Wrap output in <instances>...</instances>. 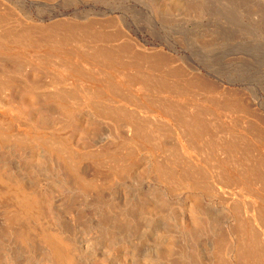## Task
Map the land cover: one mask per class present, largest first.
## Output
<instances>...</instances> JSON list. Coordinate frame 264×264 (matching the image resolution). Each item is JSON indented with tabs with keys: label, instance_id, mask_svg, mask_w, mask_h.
<instances>
[{
	"label": "bare ground",
	"instance_id": "bare-ground-1",
	"mask_svg": "<svg viewBox=\"0 0 264 264\" xmlns=\"http://www.w3.org/2000/svg\"><path fill=\"white\" fill-rule=\"evenodd\" d=\"M165 1V0H164ZM164 1L163 0H161L160 2H163L162 4H164ZM168 1V0H167ZM157 2V1H156ZM155 2V3H156ZM159 1H158V3H160ZM153 3V2H152ZM168 3V2H167ZM173 3V2H172ZM169 4V3H168ZM168 4H166V6L168 5ZM153 5V4H152ZM159 5V4H158ZM157 5V6H158ZM161 5V4H160ZM171 6H172V4H170ZM169 5V6H170ZM176 5V4H175ZM188 5V4H187ZM194 5V4H193ZM154 6V7H156V8H158V7H160L162 10L164 9V11L166 12V10L168 11V7L169 6H167V8H166V10H165V8H164V6L162 5V6ZM170 6V8H169V11H171L170 9H175V6H174V8H173V6L171 7ZM195 6V5H194ZM1 7V6H0ZM195 8V7H194ZM156 10V9H155ZM160 9H158V11H159ZM161 10V11H162ZM197 10V9H196ZM161 11H159L160 13H161ZM168 11V12H169ZM173 11V10H172ZM171 11V12H172ZM198 11V10H197ZM171 12H169V13H167V14H170ZM157 14V13H156ZM163 14H164V12H163ZM162 14V15H163ZM172 14V13H171ZM182 15V14H181ZM171 16V15H170ZM177 16V15H176ZM4 16L3 15H0V18H2V22H3V20L4 21H8V19L5 17V19L3 18ZM7 19V20H6ZM1 20V19H0ZM1 22V21H0ZM9 22V21H8ZM10 25V24H9ZM11 25H13V24H11ZM10 25V26H11ZM86 26H88L87 24H85ZM8 26V25H7ZM33 26V25H32ZM65 26V25H64ZM71 25H69V27H70ZM94 26V25H93ZM92 25L91 26H89V28L88 29H90V28H92L93 27ZM1 28L0 29H3V28H5L6 29V26H0ZM12 27V26H11ZM68 27V26H67ZM75 27H76V25L74 26L73 25V27H71L70 29L71 30H73L72 32H74V30L75 31H77L76 33L78 34H81V32H83V34L82 35H75V32H74V36L73 37H71L70 38V36H72V34L69 36V38L68 37H65V36H67V35H69V34H67V33H65V32H67V29L64 31L63 30V32H62V30L60 31V32H58V33H60V34H54V35H52L53 33H52V31H50V35L49 36H45V35H47L48 34V32H49V30H48V32H47V34H45L46 32H44L43 30H42V32L40 31L39 33H40V39L38 38V40H41V38H42V42L43 43H45V42H47V41H49L50 40V42H52V44H50L49 42V45H48V43H45V45L47 44L48 45V47L50 46V45H54V47L53 46H51V47H53L52 49H53V53H54V51L55 50H57L58 51V49H56V48H59V50L61 51L60 53H58L59 54V56H57L56 54H55V56L56 57H58L59 58V64L58 63H56V60L55 61H53V62H55L56 63V67H57V64H58V67H57V69H58V72L56 71V73L55 74H59V77H57V75H56V77H54V75L55 74H53L52 73V75H50L51 74V71L53 70V72H55L54 71V69L56 68H54L53 66L51 67L50 65H48L49 67H51V71L49 72L48 70V76L50 77V76H53V77H51L52 79L54 78H56V79H59V82H58V85L60 84V83H62V82H64V80L66 79V77H68V75L71 73V72H74V71H76V70H78L79 68V66L80 65H78V64H81V63H79L78 61H80V59L82 60V55L84 56V57H86L85 56V53H87V57L86 58H89V60L91 59V62H94L95 61V63H96V61H97V63L100 65V64H105V65H107L106 67H107V70L108 71H111L112 73L114 72V70H115V68L112 66V63H114V65L117 67H119V69L121 70L122 68L124 69V67H121L120 68V66H123V65H128L127 64V62L129 63V61H126V64H124L125 63V61L123 60L124 59V57H126L125 58V60H131V59H127V57L129 56V54H131L132 52H129V54H128V56H126L127 54H125L126 52H124V51H122L123 52V55H121L120 54V59H121V56H123L122 58L123 59H121V61L123 60V62L124 63H120L119 64V62L116 64V61H117V59H119V58H117V57H115V55L118 53L117 51H120L121 52V49H124V48H126L127 49V52H128V46L127 45H121L120 46V48H119V50H117V48H118V46H119V44H118V46H117V48L116 47H112L113 49H115L116 48V51H115V54L113 55V50L111 51V52H109V51H107L106 50V46H107V44H106V42L108 43L109 42V40H112V38L110 39L108 36V38H106V42H105V39H104V42H105V47H103V50L100 48V46H104V44L102 45L101 43H99L100 45H97L98 43L96 42L97 40H98V42H99V40L102 38V36H100L99 37V33H101L100 31H98L97 29L96 30H94V33H95V31H97L98 32V37H99V39H96L95 38V35H97V34H95L94 35V37H93V35L92 36H90L91 34H93L92 33V29H90V30H92L91 32H89V30L88 29H86L85 27V29L89 32H84V31H79L78 32V29L80 28V27H83V25H81L77 30L75 29ZM96 27V26H95ZM94 27V28H95ZM38 28V27H37ZM84 28H82L83 30H84ZM99 28V27H98ZM20 29V28H19ZM34 29V28H33ZM32 29V30H33ZM36 29V28H35ZM4 30V29H3ZM7 30V33L9 32V30H11V29H9L8 30V28L6 29ZM39 30V29H38ZM51 30V29H50ZM12 31L14 32V30H11V36H12ZM35 31V30H34ZM34 31H33V33H34ZM46 31V30H45ZM57 31H59V30H57ZM4 31H2V33H3ZM23 32H25L26 34L28 33V31H23ZM36 32L37 31H35V34H36ZM68 32H69V30H68ZM96 32V33H97ZM6 33V31L4 32V34ZM15 33V32H14ZM23 34L24 36L22 37V38H19V40L20 41H22V42H19L17 39H15V38H13L14 36H15V34L12 36V38L14 39H11V36L9 35V37H10V44H7L6 43V41L8 40L9 41V39H7L6 40V38H5V35L3 36L2 34H0V37L2 38L3 37V40L5 41V43H3L4 41H0V76H1V80L0 81H2V78L4 79V82H3V84L1 83L0 85H2L0 88H1V91H0V116L2 117V116H5L6 114H7V112H9V114L11 115V117H19V119L21 118L25 123L24 124H28L27 126H29L30 128H32V130L33 131H37L39 128L41 129H45V131H46V127H47V130L49 129L48 127H55V126H57V127H60L61 125H66L65 127H63L62 128V131L63 130H66V129H68L69 130V133L68 134H70V138H69V140H68V138L67 137H65L67 134V130L65 131V133L63 132V134L65 135H63L64 137H65V139H63L64 137L62 136H60L59 135V133L61 132L62 133V131H58V128L57 129H55L54 131L52 130V129H50L51 131H53V132H59L58 133V135H59V137H57V139L59 138V139H62L63 141H64V143L66 142V140H68L66 143L68 144V142L70 143V145H71V148H69V152H68V150H66L67 149V147L66 146H68V145H66V146H64V145H60L58 142H59V139H58V141L56 140L55 142V144H59L62 148H64L65 150H61V148L59 149L58 147H59V145H58V147H57V145H56V147H55V144L52 142L51 143V145L53 146V148H49L50 146H48V148L45 146H43V144L45 143V142H43V144L41 145V143L39 144L38 142H36V143H38V144H34V142L33 141H31V140H33L34 138H32V137H30L29 136V138H32V139H30L29 140V138L27 137V139H28V142L25 140V141H23L25 144H21L22 142L21 141H19V142H17V144L18 145H16V142H15V145H14V143H12V142H10V143H12L11 145L9 144V142H5V141H3L2 139L0 140V141H2V142H4V143H8V144H2V142H0V173L2 174V175H5L3 178L4 179H6L7 181H8V183H7V185L9 186V187H12V191L11 190H7L8 192H11V194L13 193V196L11 197L10 196V194L8 193V192H6L5 191V193L8 195V196H10V201H11V198H13V201H11V202H9L8 201V199L9 198H7V197H5L4 195H5V193H4V191H3V200L5 201L6 199H7V201H5L6 202V207H2V203H4V201L2 202V201H0L1 202V207L2 208H5V210L4 211H2L3 213H1L0 214V264H218V263H220V262H218V259H219V254H221L220 252H221V250H220V246L222 245H220V242H222L221 241V239H222V237L225 235L226 236V233H229V234H236V233H234L233 232V229L235 230L236 229V225L238 224L237 222H235L233 219V221L235 222V225L232 223V228H231V225H230V217H229V213L227 214V212H226V210L225 209H217V207H215L212 203H210V202H207V201H205L204 199H203V197L202 196H200V195H197V194H192L191 196H184V197H182V196H177V197H175V196H173V195H175V193L172 195V193L173 192H175V190H176V188L178 187V186H180V185H177L176 184V182H174V178H175V174H173L172 172H171V170L173 169V167H178V163L176 162L177 160V157H178V159H179V157H180V159L181 158H183V156H186V158L185 159H187L188 157H187V155L184 153V155H182V151L179 149L180 148V146H179V152H181V156L179 155H177V157L176 156H174V158L171 156L172 155V153L171 154H169L170 155V157H172L173 159H172V161H174V159H175V162L178 164V165H176L175 166V164L174 163H170V160L171 159H169V156H166L165 158H164V156L165 155H167V154H162V156H158L159 158H160V160H162V158H164V160L165 161H167V157H168V160L169 161H167L168 162V164L167 163H165V161H164V163H165V165L163 166V168H161L162 167V165L164 164V163H161V166H160V164H153V163H157V161L159 160V158L158 157H156L157 159H154V161L155 162H152L151 161V159H148V157H152V156H148V157H145V155L143 156L142 154H140L141 152H144L146 149L144 148L143 150L144 151H140V150H142V148H143V146L144 145H142V148H141V144L140 145H138V143L137 142H135V146L134 145H132L131 147H132V149H133V151L134 152H137V155H136V157H133V158H131V155L133 156H135V154H133L134 152L132 151V150H130L129 148H128V146H130L129 145V142L133 139V138H136L137 136L138 137H140V138H137V140L139 139H142L143 140V138L144 137H147L146 139H147V143L149 144V142L150 143H153L152 141H156L157 140V144H156V142H155V144L156 145H160V143L159 142H161L160 140H163L162 139V135L161 136H159L158 134H160V132H158V131H156V132H158L156 135H158L159 136V138H160V140L157 138H155V133L156 132H154L155 130H156V128H152L151 126L152 125H154V124H152V125H150L148 128L146 127V126H148V125H146L144 122H143V124H139L140 126H142L143 125V128L144 127H146V128H144V129H147V130H149L148 132H150V128H151V130H152V132H151V134L152 133H154V135H152V136H154V138H152L151 137V135H150V137L152 138V140H151V138H150V140H149V142H148V138H149V135L148 134H146L145 132H144V130H142V129H140V127L137 129L136 128V124H134V127L136 128H134L133 127V124H131L130 123V121L132 122V121H134L133 120V118L130 120V117H128V115H132V113H133V111L132 110H130V111H132V112H129V113H131V114H127L128 112L127 111H129V110H127L126 111V108L124 107L123 108V110H122V107L123 106H121V110L119 111V110H116L117 112L119 111V112H121L120 114H123V113H125L126 112V114H127V117L129 118V120H125V119H128V118H125L124 119V117H123V119H124V121L125 122H123V120H120V121H122L123 123H120L119 122V116L121 117L122 115H117V116H114V112H115V109H113L114 108V106H113V108H111L110 109V107L108 106V105H106V106H104L103 104L104 103H102V104H100L101 103V101L104 99V97L106 96L107 97V100L109 99V97H108V95H104V94H102L103 92H101L100 90V88H99V86H100V84L97 82V81H100V79H98L97 81H95V78H92L91 79V77H88V76H86V74H85V76L83 77V72L85 73H87L88 72V70H91L90 72H92L93 70L91 69V67H88V66H93L92 64H90V63H88V61H87V63L85 64H83L84 66L86 65L87 66V64H90V65H88L86 68L84 67V66H82L84 69L82 70L83 72H79V70L77 71V73L79 72V74H78V76H80V74H82L81 75V78H90L91 79V81H93L95 84H96V89H97V91H95V89L94 90H92L90 87L92 86H89L88 85V88H86L85 87V89H90V91H91V95H90V97H92L93 99H94V101H92L91 103H93V102H95L96 104H92L91 105V103H89V104H86V105H84V107H86L85 108V110H81L80 111V105L78 106V107H80L79 108V110H77L76 108H77V105L75 104L76 102L74 101L75 99L74 98H76V95L75 94H77V93H75V94H72L73 92H76V91H74V87H72L73 89H71V87H70V89L72 90H70L68 87L66 88L67 90H65V89H63V88H65V87H62V90L61 91H63V92H68V90H70L69 92H72V93H70V95H71V97H72V95L74 96V97H72L71 99H74L73 101H74V104H73V102H72V100H69L70 99V97H69V99H68V94L69 93H65V95H67V96H65V97H67V99L70 101H68L67 103H66V100H62L63 98H65V97H63L62 95H61V93H59L60 92V90H59V92H57V93H55L54 95L53 94H50V96L49 95H47V96H49V97H47V96H45L46 94H47V92L49 91V90H51V89H49L47 92L46 91H44L46 94L44 95L45 96V100L43 101V99L40 97L41 95H39L40 94V92H39V94L37 93H35L36 95H37V97H36V95L32 92V85L34 84V82H36L37 80H39L38 78H41V76H43V75H46L47 73H45V71L46 70H44V72L42 71V69H44V68H42L41 69V67H40V65L39 64H41L40 63V61H38V60H41L40 59V57L41 56H37L39 53H37V52H39L40 51V49L41 50H44V46L45 45H43L42 44V42L40 41H38L37 39H34V37L36 38V36L38 35V32H37V34L34 36L33 35V33H31L30 31H29V34H32V35H28V36H30V37H33V39L31 40V38H30V40H31V43H32V45H33V41L34 40H36L37 41V44L34 42V44H36V46H37V48H38V51L36 50V49H34V47H36V46H32V47H30L31 45H29V47H30V50H31V48H32V51H30L29 49V51L30 52H32L29 56H30V58L27 56V54H29L28 52V50H26L27 48H29V47H27L28 46V42H30V41H28L29 39H24V38H26L27 37V35L26 34ZM42 33H43V35H44V37H42ZM52 33V34H51ZM65 35V34H67V35H63V34ZM71 33V32H70ZM85 33V34H84ZM88 33V34H87ZM91 33V34H90ZM18 34H22V31L21 32H19ZM102 34V33H101ZM8 35H6V36H8ZM108 35V34H107ZM113 35H114V33H113ZM117 35V34H116ZM26 36V37H25ZM39 36H37V37H39ZM90 36V37H89ZM104 36V35H103ZM8 37V38H9ZM17 37H20V35H18V36H16V38ZM50 39H49V38ZM114 37H115V35H114ZM118 37V36H117ZM0 38V39H1ZM27 38H29V37H27ZM43 38L45 39V40H47V41H44L43 40ZM47 38V39H46ZM86 38V39H85ZM87 38H88V40H94L93 42H96V43H94L93 44V42L91 41H89L91 44H93V45H95L96 44V48L94 47L93 48V46H92V48L93 49H91V48H89V47H91V46H86L87 44H85L84 45V42L87 40ZM116 38V37H115ZM131 38V37H130ZM114 39V38H113ZM2 40V39H1ZM11 40H12V42L14 41V43H17V45L19 44V46H17L16 44H12V42H11ZM17 42H16V41ZM83 40H85L84 42H83ZM87 40V41H88ZM7 41V42H8ZM116 41V40H115ZM83 44H82V43ZM101 42H102V39H101ZM114 42V41H113ZM26 44L27 46H25L24 44ZM40 45H43V46H40V49H39V44ZM81 45H80V44ZM85 43H87V42H85ZM89 43V44H90ZM136 43V42H135ZM30 44V43H29ZM88 44V45H89ZM90 44V45H91ZM110 44V43H109ZM122 44V43H121ZM129 44V43H128ZM46 45V46H47ZM78 45H80V46H85V48H82L83 50L81 51L79 48H78ZM16 46V47H15ZM60 46V47H59ZM111 46V45H110ZM109 46V47H110ZM114 46V45H113ZM116 46V45H115ZM126 46V47H125ZM25 47H27V48H25ZM47 47V48H48ZM56 47V48H55ZM75 47H77V48H75ZM88 47V48H87ZM99 47V49H101L100 51H99V49H97ZM108 47V46H107ZM107 48V49H112L111 47L110 48ZM55 48V49H54ZM72 48L74 49L75 48V50H78V53H83V51H84V49H88V52L86 51L84 54H82L81 56L78 54V53H76L75 51H72ZM34 49V50H33ZM49 49V50H48ZM47 49V51H51L52 52V50H50V47ZM126 49H124L125 51H126ZM130 50L132 49L131 48V45H130V48H129ZM81 52H80V51ZM91 50V51H90ZM133 50V49H132ZM131 50V51H132ZM28 51V52H27ZM33 51H35L36 53H33ZM43 52H45V50L43 51ZM49 52H45L46 54H49ZM59 52V51H58ZM119 52V53H120ZM56 53V52H55ZM119 53H118V56H119ZM140 53V52H139ZM146 53V52H145ZM144 53V54H145ZM33 54V56H34V59L32 60L31 58L33 57V56H31ZM44 54V53H43ZM42 53H41V55H43ZM52 54V53H51ZM156 54L157 53H155V56H156ZM35 55L39 58L38 60L36 59L37 57H35ZM40 55V54H39ZM54 54H52V57H54L53 56ZM125 55V56H124ZM133 55H136V54H133ZM133 55H130V56H132L133 57ZM149 55H151V54H149ZM148 55V56H149ZM44 56L46 57V55H43L41 58H44ZM89 56V57H88ZM129 56V57H130ZM137 57H139L138 55H136ZM136 56H134V57H136ZM145 55H142V57L144 58V60H145V57H144ZM148 56H147V58H148ZM152 56V55H151ZM150 56V57H151ZM47 57H49V59L52 61V57H51V55H48ZM51 57V58H50ZM55 57V58H56ZM131 57V58H132ZM142 57H140V58H142ZM153 57V56H152ZM159 57H161V56H159ZM55 58H53V60L55 59ZM140 58H138V59H140ZM142 58V59H143ZM155 58V57H154ZM157 58V57H156ZM168 58V57H167ZM46 59V58H45ZM85 59V58H84ZM133 59V58H132ZM136 59V58H135ZM138 59H136V62H138V63H140L139 62V60ZM166 59V58H165ZM170 59V58H169ZM168 59V60H169ZM37 62V64H35L36 62ZM43 60V59H42ZM46 60H48V58L46 59ZM46 60H43V63H44V61L46 62L45 64H43V65H45V66H47V64H48V62H51L50 60L49 61H46ZM87 60V59H86ZM86 60H84L85 62H86ZM94 60V61H93ZM138 60V61H137ZM144 60H142L143 61V63L146 61L147 63H145V66H146V68H147V66H149L150 65V67H149V70H150V68L152 69L153 68V70L152 71H154V66H157V65H159V64H161V63H159V62H156L155 60V63L152 61V63L150 64L148 61H147V59L144 61ZM159 60H160V58H159ZM173 60V59H172ZM171 60V61H172ZM33 61L35 62V63H33ZM84 61H82V62H84ZM99 61V62H98ZM115 61V62H114ZM140 61H141V59H140ZM142 61H141V67L143 68V69H146V68H144V66H143V64H142ZM150 61V62H151ZM157 61H158V58H157ZM165 61L166 60H164L163 62L165 63ZM173 61H176L175 59L173 60ZM42 62V61H41ZM132 62V63H131ZM134 63V61H130V63L131 64H133L134 63V65L136 66L137 65V63ZM167 62V61H166ZM169 62V61H168ZM149 63V64H148ZM49 64H52V63H49ZM54 64V63H53ZM119 64V65H118ZM147 64V65H146ZM154 65L153 67L151 66V65ZM168 66H167V65ZM82 65V64H81ZM105 65L103 66L104 67V69L106 68L105 67ZM109 65H111V66H109ZM130 65V64H129ZM134 65H133V68L135 69L136 67H134ZM140 65V64H139ZM139 65H137V66H139ZM162 65H166L167 66V68L165 67L164 69H165V72L167 71V73L169 72H174V69L175 68H173V70L171 69V70H169L168 69V67H169V64L168 63H165V64H161L159 67L157 66L156 68H160V69H156L155 68V70H157V71H154V72H158V73H156L155 75H158L159 73V75H163L164 73H162V72H164L163 70L164 69H162L161 70V68L162 67H164V66H162ZM41 66H42V64H41ZM55 66V65H54ZM95 66V65H94ZM130 66H132V65H130ZM130 66H127V68H129ZM162 66V67H161ZM82 67H80V68H82ZM102 67V66H101ZM102 67V68H103ZM117 67V68H118ZM141 67H139V70H142V69H140ZM90 68V69H89ZM125 68H126V66H125ZM132 68V67H131ZM130 68V69H131ZM132 68V69H133ZM180 68V67H179ZM122 69V70H123ZM138 69V68H137ZM167 69V70H166ZM80 70V71H81ZM84 70H87V71H84ZM98 70V69H97ZM97 70H95V72L97 71ZM118 70V69H117ZM117 70H115V73L116 72H118V73H116V74H118V75H120V73H121V71L119 72V71H117ZM125 70V69H124ZM124 70H123V72H124ZM129 70V69H128ZM147 70H148V68H147ZM146 71V70H144L145 71V73H144V71H143V73H142V71H141V73L143 74L142 76L143 77H140L141 75H140V73H138L139 71H136L137 73L136 74H138V75H140V76H138V75H134V78H135V76H138V77H140V79H142V78H144V77H146L145 76V74H147L146 72H148V76L150 75V73H151V71ZM159 70H161L162 72H159ZM104 72V71H102V70H98V72L97 73H95L94 71H93V73H89L91 76H94L95 75V77H100V76H96V74H100L101 72ZM125 71H127V69L125 70ZM135 71V70H134ZM134 71H132V72H134ZM178 71H180V70H178ZM183 71V70H182ZM128 72V71H127ZM131 72V73H132ZM150 72V73H149ZM172 72V73H173ZM175 72H176V70H175ZM174 72V73H175ZM39 73H44L43 75H40ZM77 73H74V74H77ZM87 73V74H88ZM105 73V72H104ZM106 73H109V72H107L106 71ZM105 73V75L106 76H110V75H108V74H106ZM125 73V74H124ZM124 73H122L123 74V76H124V79H125V75H127V74H129V72L128 73H126V72H124ZM131 73H130V76L129 75H127V77L129 76V78L128 79H132L131 77L133 76V73H132V75H131ZM168 73V74H169ZM171 73V74H172ZM177 73V75L175 76V77H173V75H175V74H173L171 77L172 78H175V79H177L178 78V72H176ZM187 73V72H186ZM185 73V74H186ZM94 74V75H93ZM98 74V75H99ZM102 74L103 73H101L100 75L102 76ZM134 74H135V72H134ZM170 74V75H171ZM40 77H39V76ZM105 75H103V76H105ZM117 75V76H118ZM154 75V74H153ZM154 75V76H155ZM165 75V74H164ZM167 75V74H166ZM183 75V74H182ZM37 76H38V78H37ZM123 76L121 75L120 76V78H121V80L120 81H126V80H124L123 79ZM151 76H152V73H151ZM180 76V75H179ZM185 76V75H184ZM44 77V76H43ZM46 77V76H45ZM70 77V76H69ZM126 77V78H127ZM150 77V76H149ZM165 77H169V76H165ZM70 78H73V77H70ZM84 79V80H87V79ZM101 78V77H100ZM119 78V79H120ZM133 78V79H134ZM152 78V77H151ZM150 78V79H151ZM155 78H157L156 76L154 77V79L152 78V80L154 81L155 80ZM159 78V79H158ZM158 80H159V82H160V77L158 76ZM170 78V77H169ZM37 79V80H36ZM47 79V78H46ZM51 79V80H52ZM55 79V80H56ZM73 79H75V78H73ZM77 79V78H76ZM102 79H104V81L102 82L104 85H102L101 84V86H103L104 88L107 86H109V82L107 81V80H105L106 78L105 77H102L101 78V81H102ZM108 79V78H107ZM114 78H112L111 77V79H110V77H109V81H111V82H115L116 83V81H112ZM119 79H117L118 81H119ZM127 79V81H129L130 82V80H128ZM133 79H132V82H135L136 81V84H134L133 83V85L136 87V85H137V87H136V89L139 87H141V83H143V81L144 80H141V82H140V80H137V78L136 79H134V81H133ZM139 79V78H138ZM145 79V78H144ZM162 79V78H161ZM179 79V78H178ZM42 80V79H41ZM61 80V81H60ZM151 80V81H152ZM158 80L157 81H155V82H157V84L155 83H152L150 80H149V78L147 79V84L146 85H150V84H152V85H155L156 87L158 86V84L160 85V84H162V83H164L165 81H166V79H164V81H162L161 80V82L162 83H159L158 82ZM168 80V79H167ZM189 80V79H188ZM193 80H194V78H193ZM43 81H44V79H43ZM48 81V80H47ZM45 82V85H47L48 83H49V81L48 82ZM54 81V80H53ZM66 82H69V81H71V80H65ZM87 81H90L89 79L87 80ZM100 81V82H101ZM127 81H126V83H127ZM139 81V82H138ZM146 81V80H145ZM144 81V82H145ZM148 81H150V82H148ZM174 82L176 81V82H179V81H181V79L179 80V81H177V80H173ZM183 81H184V79H183ZM38 82V81H37ZM37 82H36V84H37ZM73 82V81H72ZM75 82H78V81H74V83ZM110 82V83H111ZM123 82V83H124ZM132 82H131V85H132ZM140 83V85L138 84V83ZM172 82V81H171ZM170 82V83H171ZM174 82H172V83H174ZM176 82H175V84H176ZM188 81H186V83H187ZM193 82H195V81H193ZM47 83V84H46ZM50 83H52V81L50 82ZM53 83H55V84H57V80L56 81H54ZM65 83V82H64ZM70 84H74V83H71V82H69ZM81 83H84V81L83 82H81V80H80V85H78V87L80 86V87H82L81 86ZM97 83H98V85H97ZM125 83V84H126ZM167 83V82H166ZM180 83V82H179ZM178 83V84H179ZM181 83H183V82H181ZM180 83V84H181ZM189 83H191L190 81H189ZM198 83H200V82H198ZM197 83V85H199ZM202 83V82H201ZM4 84H6V87L4 86L3 87V85ZM36 84H34L35 86H36ZM66 84H68V83H66ZM76 84V83H75ZM77 84H79V82L77 83ZM76 84V85H77ZM118 82L116 83V84H113V88L115 89V88H117V87H115L114 85H116V86H118V85H120V83L118 84ZM125 84H124V87H125ZM144 84V83H143ZM179 84V86H180V88L181 87H187L185 90L184 89H179L180 90V94L182 95L183 94V96H184V92L182 93V91L184 90L185 92H187L189 89H192L193 88V90H194V87H192L191 85H193L192 83L189 85V86H187L185 83L183 84V85H186V86H181ZM188 84V83H187ZM195 84V83H194ZM34 85H33V88H34ZM38 85H41V84H38ZM50 85V84H49ZM75 85V86H76ZM85 85H87V84H85ZM85 85H83V86H85ZM126 85H129V83L128 84H126ZM132 85V86H133ZM145 84L143 85V87L144 86H146ZM152 85H150L151 87H152ZM163 85H165V83L163 84ZM162 85V86H163ZM167 85V84H166ZM165 85V86H166ZM168 85H170V84H168ZM168 85L166 86V88L168 89ZM172 85V86H171ZM170 85V88L169 89H171V90H169L170 92H173L172 91V89L173 88H175V86L177 85H175L174 86V84H171ZM196 85V84H195ZM194 85V86H195ZM196 85V86H197ZM201 85V84H200ZM199 85V86H200ZM203 85V84H202ZM205 85V84H204ZM48 86V85H47ZM47 86H44L45 88L47 87ZM131 86V87H132ZM154 86V87H155ZM161 85L159 86V90H162L161 89V87H162ZM165 86H163L164 88H165ZM179 86H176V88L175 89H177V87H179ZM2 87H3V89L4 88H6L5 90H7V94H5L4 95V98H5V100H4V98L2 97V95H3V92L5 93V90L4 91H2ZM49 87V86H48ZM78 87H76L77 88V90H79V91H84V89H83V87L82 88H79L78 89ZM107 87H106V89H107ZM120 87V86H119ZM118 87V88H119ZM130 86H129V88H131ZM135 87L134 88H132V89H134V90H132L133 92H136V94H138L139 93V91H138V89L136 90L135 89ZM143 87H142V89H141V91H145V88L143 89ZM151 87H147V91H149L150 89H151ZM154 87H152V89L154 88ZM172 87V88H171ZM192 87V88H191ZM198 87V86H197ZM206 87V86H205ZM36 88H38L37 86H36ZM55 88V87H54ZM54 88H52V90H51V92L52 93H54V91H53V89ZM58 88H60V87H57V91H58ZM95 88V87H94ZM99 88V89H98ZM109 89H111L112 88V86L111 87H108ZM117 88V89H118ZM158 88V87H157ZM166 88L164 89L165 91H166ZM189 88V89H188ZM196 88V87H195ZM203 88V87H202ZM202 88H200L201 89V91H202ZM35 89V88H34ZM40 89V88H39ZM42 89V88H41ZM44 89V88H43ZM61 89V88H60ZM80 89H82V90H80ZM117 89H115L116 91H118ZM120 89V88H119ZM123 89V88H122ZM121 89V90H122ZM151 89V90H152ZM155 90L154 91H151L150 90V92H148V94L149 93H151V95H152V92H154V94L152 95L153 97H154V95H155V93H159V90L157 91L156 90V88H154ZM175 89H173V90H175ZM199 89V88H198ZM204 89V88H203ZM206 89H207V87H206ZM211 89V88H210ZM38 90V89H37ZM55 90H56V88H55ZM65 90V91H64ZM86 90V91H87ZM99 90V91H98ZM114 90V91H115ZM121 90H120V92L118 93V92H114V94H117V96H118V98L116 97V99H117V102H118V100L119 99H122V98H119V96H120V94H121ZM124 90V89H123ZM122 90V93L124 92ZM126 90V89H125ZM164 90H162L161 91V93L162 92H164ZM167 90V91H168ZM205 90V89H204ZM212 90V89H211ZM211 90H209V91H211ZM36 91V90H35ZM42 91V90H41ZM85 91V95L87 94H89V90L86 92ZM106 91H108V89L106 90ZM128 91V90H127ZM127 91H125L126 93H127V95H128V93H129V91L127 92ZM140 91V92H141ZM142 92V95H143V93H146L147 91H145V92ZM169 91H168V95L169 94H171V93H169ZM178 90H175L174 92H175V95H174V92H173V96H174V98H176L175 96H176V92H177ZM200 91V92H201ZM208 91V92H209ZM98 92H101V93H98ZM109 92H110V90H109ZM189 92V91H188ZM205 92H206V90H205ZM208 92H206L207 94L206 95H208L209 93ZM2 93V94H1ZM43 93V92H42ZM50 93V91L48 92V94ZM131 93V92H130ZM130 93H129V95H130ZM167 92H165V94H166ZM189 93H192V91L190 90V92ZM62 94H64V93H62ZM82 94H84V93H82ZM102 94V95H101ZM112 94H113V89H112ZM111 94V95H112ZM119 94V95H118ZM124 94V93H123ZM139 94H141V93H139ZM138 94V95H139ZM148 94H146V95H148ZM164 94V93H163ZM187 95H188V93H186ZM186 94H185V96H186ZM39 95V96H38ZM86 95V96H87ZM103 95H104V97H103ZM125 95V94H124ZM121 95L123 98L125 97V96H127V95ZM141 95V96H142ZM146 95L144 94L143 96H145L146 97ZM151 95H149L148 97L151 99ZM177 95H178V93H177ZM181 95H179V96H181ZM193 95V94H192ZM195 95V94H194ZM193 95V96H194ZM206 95H204L205 97H204V100L203 101H205V98H206V102L208 101L209 103H211V104H213L212 102V100L211 99H213V97H211V96H209L208 98L210 99V101L209 100H207V96ZM222 95L224 96V94L222 93ZM6 96V97H5ZM61 96L63 97V98H61ZM85 96V97H86ZM89 96V95H88ZM101 96V97H100ZM115 96L116 95H114V98H115ZM131 96H133V95H131ZM131 96L129 97V96H127V104H129V101L128 100H132L133 98H135L136 97V95L135 96H133L132 97V99H131ZM151 96V97H150ZM156 96V95H155ZM158 96H160V93H159V95ZM158 96H156V97H158ZM172 96V95H171ZM172 96V97H173ZM182 96V97H183ZM192 96V97H193ZM197 96V95H196ZM217 96V95H216ZM215 96V97H216ZM219 96V95H218ZM220 96H221V94H220ZM39 97H40V99H39ZM103 97V99H101ZM145 97H144V100H146L147 102H149L147 99H148V97L145 99ZM178 97V96H177ZM198 97V96H197ZM199 97H201V96H199ZM222 97V96H221ZM6 98H7V100H6ZM10 98V99H9ZM80 97L78 96V98L76 99V101H78L79 103H81L82 104V102H80L81 101V98H80V101L78 100ZM86 98H89V97H86ZM92 98H90V99H92ZM128 98H130V99H128ZM143 98V97H142ZM159 98V97H158ZM158 98L156 99V100H158ZM160 98H162L161 96H160ZM179 98V97H178ZM177 98V100H170L169 98L167 99L166 97H165V102L168 100V101H170V102H168L167 104H169V103H171L170 105H165L166 106V108L171 112V114L173 113L172 111L174 110L175 112L179 109V107H178V109H177V107H175L174 108V106H180V109H182V108H184L185 107V104H188L187 106H189V104H191L192 102L188 99L189 98V96L187 97V99H188V101L189 102H191V103H186L185 101H182V100H179ZM203 98V97H202ZM201 98V99H202ZM223 98H225V97H223ZM12 99H14V100H16V101H14V100H12ZM38 99L39 100H41L42 99V101H38ZM106 99V98H105ZM126 99H124V101L126 100ZM163 99V98H162ZM167 99V100H166ZM192 99H195V97L194 98H192ZM200 99V98H199ZM198 99V100H199ZM199 100V106H200V103H202V100ZM218 99V98H217ZM107 100H105L106 102H109V101H107ZM136 100V99H135ZM134 100V101H135ZM138 100L139 101H141L140 99H139V97H138ZM152 100H153V102H152ZM154 100H155V97H154V99H151L150 101V104H149V106L151 107V105L153 104V108H154V110H155V107H156V105H158V104H156L157 102H156V100H155V103H154ZM159 100H161V99H159ZM158 100V101H159ZM164 100H163V102H164ZM185 100V99H184ZM197 100V98H196V101H198ZM214 100V99H213ZM224 100V99H223ZM227 100V99H226ZM12 101H14V102H12ZM110 103H114L111 99H110ZM137 101V100H136ZM134 102L135 103V105H138L139 103L138 102ZM185 102V104L184 103H182V102ZM201 101V102H200ZM234 101V100H233ZM77 102V103H78ZM84 102V101H83ZM117 102H115V103H117ZM146 102V103H147ZM162 102V103H163ZM179 102H181V103H179ZM206 102H203V104H205ZM207 102V103H208ZM227 102V101H226ZM235 102V101H234ZM14 103H16V104H14ZM63 103H65V104H63ZM84 103H86V102H84ZM133 103V100H132V102H131V104ZM134 103L132 104V105H134ZM159 103V102H158ZM160 103H161V101H160ZM159 103V104H160ZM173 103H176V105H172ZM195 102H193V105H190V107H187L188 109H192V108H196L195 106H197L196 104H194ZM208 103V104H209ZM216 103V102H215ZM219 103V102H218ZM224 103V102H223ZM72 104L74 105V106H72ZM100 104V105H99ZM142 104V103H141ZM141 104L139 105V106H137V107H140L141 106ZM148 104V103H147ZM164 104V103H163ZM163 104H161V105H163ZM179 104H184V105H182V106H184V107H182L181 105H179ZM210 104V105H211ZM219 104H221V103H219ZM219 104H218V107L222 110L223 108H221L222 106H223V104H221L220 106H219ZM227 104H228V102L226 103V107H227ZM230 104H232L231 102H230ZM234 104V103H233ZM241 104V103H240ZM83 105V104H82ZM95 105V106H94ZM214 105H217V104H214ZM235 105V104H234ZM108 106V108H107V110L109 111H106L105 110V107H107ZM155 106V107H154ZM160 106V105H159ZM159 106H157V108L159 107ZM191 106H194V107H191ZM201 106L202 107H204L202 104H201ZM224 106H225V103H224ZM228 106H229V104H228ZM71 107H76L75 109L76 110H74L73 111V109L74 108H71ZM84 107H82V109L84 108ZM136 106H135V108H137ZM144 107V106H143ZM143 107H142V109H143ZM147 107V106H146ZM162 107V106H161ZM182 107V108H181ZM202 107H200V108H202ZM217 107V108H218ZM231 107V106H230ZM236 107V106H235ZM238 107V106H237ZM236 107V108H237ZM241 107V106H240ZM239 107V108H240ZM117 108V107H116ZM156 108V109H157ZM160 108V107H159ZM166 108H164V106H163V109H165V110H167ZM200 108H198L197 107V109H199L200 110ZM208 107H206L205 108V110L207 111V110H209V108L207 109ZM250 108V107H249ZM125 109V110H124ZM145 109V108H144ZM143 109V110H144ZM179 109V110H180ZM188 109H186V108H184L183 110H188ZM197 109H193V110H191L190 111V114H189V110H188V114H189V116H188V118L190 117V115H191V113H192V116H197V115H200V113L202 114V119H203V117H205V116H207V115H205V114H207L208 113V111L206 112L205 110L203 111L202 109V111L203 112H205V114L204 113H202V111H199V110H197ZM204 109V108H203ZM231 109H232V107H231ZM238 109V108H237ZM111 110H113L112 112H110ZM146 110H150V109H146ZM158 110H160V109H158ZM165 110H163V113H164V111ZM167 110V111H168ZM178 110V111H179ZM183 110H180V111H182V113H183V115H182V113H180V111H179V113L181 114V117H183L184 119H185V123L184 122H182L181 120H183L182 118H181V120L179 119L178 121H180L182 124H184V133H185V129L187 128L189 131H187L186 130V133L188 134V137L186 138V139H188L189 138V141L187 140V142L190 144V140L192 141V139L193 140H195L194 138H196V137H194V136H196V135H194V134H196V128L198 127L197 126V123L200 121V118L201 117H199V116H197V117H199V120H198V122H197V120H195L196 118L195 117H193L192 118V116H191V120H188V118H186L187 117V115L188 114H186L185 115V113H187V111L184 113L183 112ZM195 110V111H194ZM218 110V109H217ZM220 110V111H221ZM147 111V112H148ZM151 111V110H150ZM150 111H149V113H150ZM167 111H165V112H167ZM168 111V112H169ZM178 111L176 112V113H178ZM193 111V112H192ZM198 111L200 112V113H198ZM211 112L210 113H214L215 111L214 110H210ZM220 111H219V114L216 112L215 114L217 115L218 114V116L220 115ZM224 111H226V110H224L223 109V111H221V112H224ZM239 111H240V109H239ZM118 112V113H119ZM123 112V113H122ZM143 112V111H142ZM144 112H145V110H144ZM143 112V113H144ZM154 112V111H153ZM160 112H162V109H161V111ZM167 112V114L168 115H170L171 116V114H169ZM175 112H174V114H175ZM197 112V114H195ZM235 112V111H234ZM246 112V111H245ZM111 113H112V115L114 116H112L111 115ZM146 113V112H145ZM151 113H152V111H151ZM175 114V116L177 115H180V114ZM226 113V112H225ZM224 113V114H225ZM233 113V112H232ZM236 113V112H235ZM240 113V112H239ZM134 114V113H133ZM156 114H159V112L157 111L156 112ZM162 114V113H161ZM165 114V113H164ZM163 114V116H168V115H164ZM193 114H195V115H193ZM214 114V115H215ZM245 114V113H244ZM124 115V114H123ZM137 115V114H136ZM140 115V114H139ZM203 115H205V116H203ZM210 115V114H209ZM213 115V116H214ZM216 115H215V118H216ZM223 115V113L221 114V116ZM231 115V114H230ZM234 115V114H233ZM239 115V114H238ZM246 115V114H245ZM133 117L135 116V115H132ZM170 116H168V118L170 117ZM174 115L172 114V117H173ZM217 116V117H218ZM220 116V117H221ZM237 116V115H236ZM0 117V118H1ZM115 117L117 118V119H115ZM126 117V116H125ZM158 117V116H157ZM212 117V116H211ZM235 117V116H234ZM248 117V116H247ZM6 118V117H5ZM4 118V119H5ZM122 118V117H121ZM135 118V117H134ZM147 117H145V119H146ZM175 118V117H174ZM179 118V117H178ZM178 118H175L176 120L178 119ZM213 118V117H212ZM233 118V117H232ZM243 118V117H242ZM3 119V117L0 119V120H2ZM2 120L3 122L4 121H6V120ZM16 119V118H15ZM136 120L137 119H139L137 116H136V118H135ZM141 120L140 121H138L137 120V122L139 123V122H141L142 120L144 121L145 119H143V116L140 118ZM148 119H149V117H148ZM171 119V118H170ZM193 119H194V121L196 122V124H195V122L193 121ZM198 119V118H197ZM205 119V118H204ZM203 119V120H204ZM207 119V118H206ZM204 120V121H208V120H210V119H207V120ZM214 119V118H213ZM218 119V121H219V118H217ZM216 119V120H217ZM223 119V118H222ZM236 119V118H235ZM240 119V118H239ZM255 119V118H254ZM117 120H118V123H117ZM135 120V121H136ZM154 120V119H153ZM161 120V119H160ZM172 121H174V119L172 118L171 119ZM175 120V121H176ZM225 121H227L226 119H224ZM236 120H238V118L236 119ZM242 120V119H241ZM257 120V119H256ZM23 121H22V123H23ZM126 121H128L127 123H126ZM146 121H148L149 122V120H147L146 119ZM159 121V120H158ZM158 121H157V123H158ZM165 122L164 120H161V123H162V126H164V125H166L165 123H163V122ZM174 121V122H175ZM178 121H176V124H177V122ZM184 121V120H183ZM202 121V120H201ZM200 121V122H201ZM211 121V120H210ZM209 121V122H210ZM9 123H10V121H8ZM17 122H18V120H17ZM136 122V123H137ZM199 122V123H200ZM212 122V121H211ZM2 123V122H1ZM0 123V124H1ZM18 123H21V122H18ZM21 123V125H23ZM130 123V124H129ZM142 123V122H141ZM151 123V122H150ZM152 123H155V121L154 122H152ZM161 123H158V124H161ZM167 123V122H166ZM181 123H179L178 122V126L179 127H177V128H179L180 129V127H181ZM206 123V122H205ZM216 123V122H215ZM219 123V122H218ZM218 123H217V125H218ZM223 123V122H222ZM225 123V122H224ZM4 124H8L7 123V121H6V123L4 122ZM67 124H69V125H67ZM144 124H145V126H144ZM147 124H149V123H147ZM164 124V125H163ZM175 124V123H174ZM175 124V125H176ZM195 124V125H194ZM202 124H203V121H202ZM206 124H208V123H206ZM213 124V123H212ZM230 124V123H229ZM235 124V123H234ZM254 124V123H253ZM262 124V123H261ZM10 125V124H9ZM12 125H14V124H12L11 123V126ZM20 125V124H19ZM20 125V126H21ZM139 125H137V126H139ZM156 125V124H155ZM169 125V124H168ZM186 125H188L189 126V128H188V126L185 128V126ZM199 125V124H198ZM200 125H201V123H200ZM1 126V125H0ZM27 126H25V125H23V127H27ZM69 127V128H66V127ZM158 126V125H157ZM161 126V128H162V130H163V127ZM167 126V125H166ZM195 126H197V127H195ZM208 126V125H207ZM206 125H203V127L205 128V127H207ZM209 126H210V124H209ZM208 126V127H209ZM215 126V125H214ZM220 126V125H219ZM224 126V125H223ZM3 127V126H2ZM9 126L7 125V129L8 130H10V128H8ZM14 127H15V125H14ZM153 127H156V126H153ZM159 127V126H158ZM165 127V126H164ZM171 127V126H170ZM195 127V128H194ZM201 126H199L198 128H197V133H198V135H199V133L201 132V134H202V130L204 129L203 127V129H199ZM11 128H13V126L11 127ZM16 128V127H15ZM14 128V132L16 131V129ZM37 128V129H36ZM65 128V129H64ZM210 128H211V126H210ZM227 128V127H226ZM5 129V128H4ZM35 129V130H34ZM39 129V130H40ZM54 129V128H53ZM158 130H161L160 128H157ZM183 128L181 127V133H179V135L181 136L183 133H182V130ZM200 131H199V130ZM212 129V128H211ZM251 129H253V128H251ZM257 129V128H256ZM260 129V128H259ZM12 130V129H11ZM19 130V129H18ZM208 130H209V128H208ZM207 129H206V131L208 132V133H205L206 131H204V133L202 134V135H205L206 134V137H209L210 136V132H212L211 130H209L208 131ZM217 130L218 129H216V133H217ZM221 130V129H220ZM224 130V129H223ZM241 130V129H240ZM239 130V131H240ZM249 130V129H248ZM254 130V129H253ZM258 130V129H257ZM6 131V130H5ZM5 131H3V132H5ZM165 131V130H164ZM215 130H213V132H214ZM226 131H228V130H226ZM233 131V130H232ZM238 131V132H239ZM12 133V136L15 134V133ZM18 132V131H17ZM16 132V133H17ZM20 132H22V131H19L18 133L20 134ZM48 132V131H47ZM55 132V133H56ZM212 132V133H213ZM261 132V131H260ZM168 133V132H167ZM170 133H172V132H170ZM192 134L193 135V137H191L192 139H190V134ZM210 133V134H209ZM215 133V134H216ZM229 133V132H228ZM248 133V132H247ZM250 133V132H249ZM263 133V132H262ZM22 134V133H21ZM20 134V135H21ZM53 134V133H52ZM162 134H166L165 132L163 133L162 132ZM176 134V133H175ZM201 134L199 135V136H197L198 138H196V139H199V137L201 138V139H204V137L203 136H201ZM226 134V133H225ZM251 134V133H250ZM249 134V135H250ZM253 134V133H252ZM259 135H260V133H258ZM2 135H4V133H2L1 132V134H0V136L1 137H4V136H2ZM23 136H24V134H22ZM20 136V139H26L25 137L23 138V136ZM57 135V134H56ZM57 135V136H58ZM145 135V136H144ZM170 135V134H169ZM172 135V134H171ZM183 135H185V134H183ZM207 135H209V136H207ZM222 135V134H221ZM220 135V136H221ZM229 135V134H228ZM233 135H235V134H233ZM259 135H257V136H259ZM11 136V137H12ZM68 136V135H67ZM158 136H156V137H158ZM241 136H243L242 134H241ZM241 136H239V137H241ZM245 136V135H244ZM22 137V138H21ZM164 137V136H163ZM182 137V136H181ZM184 137H186V136H184ZM183 137V138H184ZM203 137V138H202ZM222 137V136H221ZM234 137V136H233ZM255 137V136H254ZM10 138V137H9ZM15 138V137H14ZM36 138V137H35ZM47 138V137H46ZM45 138V139H46ZM218 138V137H217ZM229 138V137H228ZM242 138V137H241ZM240 138V139H241ZM248 138V137H247ZM7 139V138H6ZM19 139V140H20ZM146 139H144L143 141L145 142V144H146ZM170 140H172L171 138H169ZM186 139H185V141H186ZM209 139V138H208ZM208 139H206L207 141H208ZM211 139V138H210ZM226 139V138H225ZM232 139V138H231ZM263 139V138H262ZM12 140V139H11ZM15 140V139H14ZM61 140V141H62ZM141 140V141H142ZM164 140H166V138L164 137ZM168 140V139H167ZM166 140V141H167ZM183 140V139H182ZM200 140V139H199ZM206 140H204V142H206ZM214 140V139H213ZM221 140V139H220ZM235 140V139H234ZM248 140H250V139H248ZM248 140H245L244 142H245V144H247V143H249V142H247ZM252 140V139H251ZM251 140H250V142H251ZM29 141L32 143L33 142V144L34 145H29V146H27V143H29ZM36 141V140H35ZM43 141V140H42ZM61 141H60V143H61ZM143 141H142V143H143ZM166 141H163V142H166ZM169 141V140H168ZM184 141V142H185ZM217 141V140H216ZM27 142V143H26ZM50 142V141H49ZM133 142V144H134V141L132 140L131 141V143ZM170 142V141H169ZM168 142V143H169ZM175 142V141H174ZM174 142H172V143H174ZM186 142V143H187ZM196 142V141H195ZM194 142V143H195ZM214 142V141H213ZM221 142V141H220ZM232 142H234V141H232ZM241 142H242V139H241ZM48 142H46V144H47ZM65 143V144H66ZM137 143V144H136ZM167 143V142H166ZM176 143V142H175ZM181 143V142H180ZM185 143V144H186ZM194 143H192V145L194 144ZM197 143V142H196ZM203 143V142H202ZM209 143H211L210 141H209ZM215 143H217V142H215ZM219 143V142H218ZM226 143V142H225ZM230 143V142H229ZM234 143H236L237 144V142H234ZM234 143H232V146L234 147L235 145H234ZM2 144V145H1ZM21 144V145H20ZM30 144V143H29ZM63 144V143H62ZM126 144H128V145H126ZM148 144H146V146L148 147L147 149H148V151L147 152H149V151H151V150H149V147H151V146H149ZM162 144V143H161ZM164 144V143H163ZM182 144V143H181ZM206 144H208V143H206ZM220 144V143H219ZM221 144H224V143H221ZM249 144H253L252 142L251 143H249ZM10 145V146H9ZM26 145V146H25ZM126 145V146H125ZM152 145V144H151ZM166 145V144H165ZM164 145V146H165ZM171 145V144H170ZM191 144H190V147H189V145H188V149L189 148H191V150L192 151H195V154L199 151L200 152V150H199V145H201V146H203L204 145V143L203 144H201V141H200V144H199V141H198V143L195 145L194 144V147L195 148H197L198 147V151L193 147H191L192 146ZM209 145H212V144H208V146ZM224 145H227V143L226 144H224ZM229 145V144H228ZM241 145V144H240ZM64 146V147H63ZM127 147V149L128 150H130L131 151V155H130V153H127V151L125 152V153H123L124 154V158L122 157V158H120V161H121V163H122V161H123V163L122 164H119L120 162H118V160H119V157H117V160H116V163H118L117 165H121L122 166V168L120 169V171L117 169V168H115V166H117V165H115L116 163H115V161H113V159L115 158L114 156H111V154L113 155L114 153H116L117 151L119 152V150H120V147H121V149L122 150H124V148H122V147ZM134 146V147H133ZM153 146V145H152ZM162 146V145H161ZM167 146V145H166ZM207 146V145H206ZM208 146H207V148L206 149H208ZM215 146V145H214ZM213 146V147H214ZM217 146V145H216ZM220 146V145H219ZM223 146V145H222ZM231 146V147H232ZM245 146V145H244ZM252 146H254V151H256L255 149V145H252ZM66 147V148H65ZM154 147V146H153ZM156 147V146H155ZM158 147V146H157ZM156 147V148H157ZM168 147V146H167ZM170 147V146H169ZM175 147V146H174ZM177 147H178V145H177ZM177 147H176V149L175 150H177ZM231 147H230V145H229V149H231ZM237 147H239V144L237 145ZM248 147V149L247 150H249V146H247ZM251 147V146H250ZM257 147V146H256ZM117 148H119V149H117ZM152 148V147H151ZM150 148V149H151ZM161 148V147H160ZM160 148H157L158 150L160 149ZM204 148H205V146H203V149H201V151H203L204 150ZM220 148H222V150H223V148L224 147H221L220 146ZM219 148V149H220ZM225 148H227V147H225ZM241 148H243V147H241ZM245 148V147H244ZM251 148H253V147H251ZM250 148V149H251ZM258 148V147H257ZM114 149H115V151H114ZM127 149H125V150H127ZM135 149H136V151H135ZM153 149V148H152ZM157 149H156V151H157ZM172 149V148H171ZM194 149V150H193ZM211 149V148H210ZM215 149H216V147H215ZM214 149V150H215ZM234 149H236V151H240L239 150V148H236V146H235V148ZM122 150H120V152L119 153H121V151ZM124 150V151H125ZM161 150V149H160ZM168 150H169V148H168ZM190 150V151H191ZM221 150V149H220ZM64 151V152H63ZM65 151H67V154H65L66 152ZM111 151H113V152H111ZM140 151V152H139ZM145 151V152H146ZM153 151L155 152V150L153 149ZM186 151V150H185ZM212 151V150H211ZM227 151V150H226ZM242 151V150H241ZM244 151V150H243ZM251 151H252V149H251ZM254 151H252V152H254ZM264 151V150H263ZM178 151H177V153H179ZM198 152V153H199ZM208 152V151H207ZM206 152V153H207ZM231 152H233V151H231ZM235 152V151H234ZM233 152V153H234ZM248 152V151H247ZM251 152V153H252ZM108 153H109V160L111 161H113L114 163H113V165L112 164H110L108 161H106V157H107V155H108ZM119 153H116V155L117 154H119ZM156 153V152H155ZM155 153H153V154H155ZM162 153V152H161ZM175 154H177L176 152H174ZM174 153H173V155H174ZM196 154V155H198V157L200 156L201 158H202V155H199V154ZM205 153V152H204ZM211 153V152H210ZM214 153V152H213ZM217 153V152H216ZM220 153V152H219ZM228 153V152H227ZM250 153V154H251ZM259 153V152H258ZM70 154V156L72 157V158H74V160H75V158H76V161H77V159H78V157H81V155H86L87 156V154L90 156V155H92V156H94V158H96V155H97V158L98 157H100V155H105V154H107L106 155V157L104 156V159L105 160H103V159H101V160H103L102 162L105 164H107V162L110 164V165H112V167L113 168H115L116 169V171L118 170V172H116V173H114V171H115V169H114V171L112 172L113 174H111V176H109V177H107V179H109V180H107V179H103V180H105V181H108V182H106V183H108V184H106L105 186H104V184H103V186L104 187H99V185H93V186H96L94 189H91L89 186H91V185H85L84 184V182H83V180H84V177L86 178V177H89L90 175V173H92L93 174V176H95V177H92V176H90V177H92V179L93 178H95V180L97 179V178H99V180L100 179H102L103 178V174H101L102 173V171L104 172V170H105V172H108V170L106 171V168L104 169V167H105V165L104 164H102V163H100L101 161H99L100 160V158H96V159H93V161L94 160H96V161H98V163H100L102 166H104V167H102L104 170H99V171H97V168H101L100 166V164L99 165H97L96 166V168H95V164L97 163H95V162H93L92 160H89L90 159V157H89V159H87V157L85 156V158H86V160L87 161H90V163H86V161L84 160H80V158H79V160L80 161H82V163L81 164H79V166L78 165H75L74 163V161H73V159H69V157L68 156H66V155H69ZM122 154V155H123ZM147 154V153H146ZM201 154V153H200ZM225 154V153H224ZM231 154V153H230ZM235 154V153H234ZM237 154H239V152L237 153ZM262 154H263V152H262ZM83 155V156H84ZM121 155V154H120ZM157 155H159V153H157ZM161 155V154H160ZM195 155V156H196ZM226 155V154H225ZM259 155V154H258ZM103 156H102V158H103ZM117 156H119V155H117ZM154 156V155H153ZM203 156H205L204 154H203ZM245 156V155H244ZM252 156V155H251ZM253 156H254V154H253ZM110 157H112L111 159H110ZM176 157V158H175ZM207 157H208V155H207ZM217 157V156H216ZM234 157V156H233ZM238 157V156H237ZM248 157V156H247ZM246 157V158H247ZM255 157V156H254ZM263 157V156H262ZM84 157H82L81 159H85ZM92 158V157H91ZM155 158V157H154ZM192 158H193V156H192ZM200 158V159H201ZM204 158V157H203ZM206 158V157H205ZM204 158V159H205ZM249 158V157H248ZM121 159H123V160H121ZM184 158L183 159H181V160H179L181 163H184V162H186L187 163V161H189V158L186 160V161H184L183 162V160H185ZM195 159V158H194ZM203 159V160H204ZM213 159V158H212ZM227 159H228V157H227ZM232 159V158H231ZM245 159V158H244ZM256 159V158H255ZM263 159V158H262ZM69 160H72L73 161V165H72V163H71V161L69 162ZM78 160V161H79ZM208 160V162H209V159H207ZM234 160V159H233ZM237 160V159H236ZM235 160V161H236ZM241 160V159H240ZM258 160V159H257ZM77 161V162H78ZM228 161H231V160H229L228 159ZM248 161V160H247ZM246 161V162H247ZM256 161V160H255ZM94 163L93 165V167L95 168L94 169V171H91L92 170V168H91V166L92 165H90L91 163ZM179 162V163H180ZM190 162V161H189ZM192 162V161H191ZM211 162V161H210ZM214 162V161H213ZM216 162V161H215ZM240 162H242V161H240ZM252 162V161H251ZM258 162H260V161H258ZM257 161H256V166L258 165V164H261V166H262V164L264 163H258ZM80 163V162H79ZM159 163V162H158ZM180 163V165H182L183 166V164H181ZM230 163V162H229ZM253 163H255V162H253ZM253 163H250L249 162V165L250 164H252V166H253ZM258 163V164H257ZM77 164V163H76ZM189 164V163H188ZM186 165L185 166V164H184V166H185V168L187 169L190 165ZM192 164H193V162H192ZM191 164V165H192ZM212 164V163H211ZM240 164V163H239ZM245 164V163H244ZM157 165V166H156ZM158 165H159V168H158ZM174 165V166H173ZM180 165H179V167H180ZM208 165V164H207ZM206 165V166H207ZM227 165V164H226ZM229 165V164H228ZM247 165V164H246ZM253 166L254 167V169H255V171L254 170H252V173H253V171H254V173L253 174H255V172H256V170H258V171H260V172H258L259 173V175L260 174H262V175H264L263 173L264 172H262L261 171V169H260V167H259V169H257V168H255L256 166ZM264 165V164H263ZM99 166V167H98ZM107 166V165H106ZM188 166V167H187ZM197 166V168H199L200 166L197 164L196 165ZM196 166H194V165H192V167L194 168V170L195 171H198V170H200V168L199 169H197L196 168ZM199 166V167H198ZM219 166H221L220 165V163H219ZM234 166H237V165H234ZM245 166V165H244ZM258 166H260V165H258ZM257 166V167H258ZM108 167V166H107ZM110 167L111 166H109V171H111V169H110ZM156 167H157V171H156ZM203 167V166H202ZM202 167H201V169H202ZM215 167V166H214ZM242 167H243V165H242ZM247 167V166H246ZM248 167H251V165L250 166H248ZM247 167V168H248ZM264 167V166H263ZM112 168V169H113ZM181 168V167H180ZM183 168V167H182ZM181 168V169H182ZM190 168H191V166H190ZM189 168V169H190ZM207 168H208V166H207ZM212 168V167H211ZM218 168H220V171L222 172V170L224 169V168H222L221 169V167H218ZM252 168V167H251ZM251 168H248V169H250L251 170ZM179 169V168H178ZM177 169V170H178ZM204 169L205 168H203L202 170L203 171H199L200 173L202 172V174H204L203 172H204ZM210 169V168H209ZM238 169V168H237ZM236 169V170H237ZM244 170H246V168H243ZM247 169V170H248ZM253 169V168H252ZM176 170V169H175ZM175 170H172L173 172L175 171ZM176 170V171H177ZM193 169H191V171H192ZM248 171V173H251V171ZM91 171V172H90ZM181 171H185V169L183 168L182 170H180V173H177L176 175H178V176H180V178L182 179L183 177L180 175L181 174ZM190 171V172H191ZM195 171H193L194 173H195ZM207 171V170H206ZM225 170H223V172L222 173H225L223 176H228V170H226L225 172H224ZM242 171V170H241ZM263 171H264V168H263ZM101 172V173H100ZM190 172H188V173H186V171H185V173L188 175ZM192 172V173H193ZM217 172V171H216ZM226 172H227V174H226ZM234 172V171H233ZM237 173H238V171H236ZM247 172V171H246ZM111 173V172H110ZM176 173V172H175ZM184 173V172H183ZM182 173V174H183ZM198 173V172H197ZM197 173H195V174H197ZM218 173V172H217ZM221 173V174H222ZM245 173V172H244ZM243 173V174H244ZM91 174V175H92ZM105 174H107V173H105ZM186 174H184L183 176H185ZM195 174H193V175H195ZM201 174V175H202ZM219 174V173H218ZM229 177L228 178H230L231 179V177L230 176H233L230 172H229ZM242 174V173H241ZM247 174V173H246ZM245 174V175H246ZM253 174H250V175H246L247 176V178H249V176H251V175H253ZM257 174V173H256ZM255 174V175H256ZM1 175V176H2ZM89 175V176H88ZM173 175H174V177H173ZM190 176L189 177H191V173L189 174ZM208 175V174H207ZM214 175V174H213ZM261 175V176H262ZM200 176V174H197V176L195 175V176H193V177H197L196 178V180L198 179V177ZM209 176V175H208ZM254 176V175H253ZM252 176V177H253ZM83 177V178H82ZM105 177V176H104ZM111 177V178H110ZM189 177H187L186 178V176L184 177V178H186L187 180H185V182H187L188 181V179H189ZM192 177V178H193ZM204 177V175L203 176H201V180H202V178ZM243 178L242 179H244V180H248V179H245V177H244V175L242 176ZM255 177V176H254ZM3 178H0V180H2ZM177 178V177H176ZM180 178H178L179 179V181H180ZM257 178V177H256ZM258 178H260L259 176H258ZM257 178V179H258ZM264 178V177H263ZM81 179H82V181H81ZM195 178H193L192 180L193 181H195L194 180ZM199 179V180H200ZM205 179V178H204ZM209 179V178H208ZM224 179V178H223ZM257 179H256V181H257ZM261 179L262 178H260L259 180L261 181ZM89 180V179H88ZM98 180V181H99ZM184 180H182V183H184ZM191 180V181H192ZM198 180V181H199ZM200 180V181H201ZM232 180V179H231ZM258 180V181H259ZM175 181H176V179H175ZM189 181H190V179H189ZM192 181V182H193ZM197 181V182H198ZM251 182L252 181H255V179H253V180H250ZM263 181H264V179H263ZM263 181H261L262 183H264ZM3 182V183H2ZM2 184L0 183V185L2 186L3 184L4 185H6L5 183V181H3L2 180ZM5 182V183H4ZM94 182V181H93ZM100 182V181H99ZM102 182V181H101ZM178 182V181H177ZM191 182V183H192ZM197 182H194V183H197ZM231 182V181H230ZM237 181H235V183H236ZM250 182V183H251ZM85 183H86V181H85ZM88 183V182H87ZM173 183H175L176 185H174ZM179 183H181V181L180 182H178V184ZM224 183V182H223ZM249 183V184H250ZM253 183V182H252ZM259 183V182H258ZM94 184H96V183H94ZM205 184V183H204ZM230 184V183H229ZM228 184V185H229ZM233 184H234V182H233ZM232 184V185H233ZM237 184H239V183H237ZM243 184V183H242ZM255 184V182L253 183V186L254 187H256V188H258L259 186L257 185V183H256V185L258 186H255L254 185ZM4 185L2 186V187H0L2 190L3 189H5L6 187H4ZM182 185V184H181ZM195 185H197V184H195ZM199 185V184H198ZM100 186H102L101 184H100ZM176 186V188H174ZM183 186V185H182ZM186 186V185H185ZM193 186V184L190 186V187H192ZM236 186V185H235ZM189 187V188H190ZM224 187V186H223ZM261 187V186H260ZM259 187V188H260ZM200 188V187H199ZM239 188H241V187H239ZM259 188H258V190H259ZM1 189H0V191H1ZM7 189V188H6ZM175 189V190H174ZM196 189H197V187H196ZM218 189V188H217ZM238 189V188H237ZM243 189H245V188H243ZM197 190H199V189H197ZM201 190V189H200ZM246 190V189H245ZM252 190V189H251ZM261 190V189H260ZM259 190V191H260ZM263 190H264V188L262 189V191L261 192H263ZM177 191V190H176ZM185 191V190H184ZM187 191H189V190H187ZM202 192H203V190H201ZM250 191V190H249ZM254 191V190H253ZM255 192H256V190H255ZM254 192V193H255ZM235 193V192H234ZM243 193V192H242ZM248 193V192H247ZM264 193V192H263ZM1 194H2V192H1ZM207 194V193H206ZM6 195V196H7ZM236 195H238V194H236ZM264 195V194H263ZM207 196V195H206ZM5 198V199H4ZM264 198V197H263ZM252 198H250V200H251ZM262 199V198H261ZM2 200V199H1ZM241 200V199H240ZM264 200V199H263ZM234 201V200H233ZM253 201V200H252ZM260 201V200H259ZM262 201V200H261ZM243 202H244V199H243ZM243 202H242V204H243ZM247 202V201H246ZM255 202V201H254ZM254 202H252V205H253V203ZM8 203H9V205H8ZM235 203H236V201H235ZM239 203V202H238ZM259 203H261V202H259ZM264 203V202H263ZM262 203V204H263ZM241 204V205H242ZM255 204V203H254ZM256 204H258V203H256ZM255 204V205H256ZM240 205V206H241ZM247 205V204H246ZM245 205V206H246ZM248 205H250V204H248ZM259 205H257V207H258ZM264 206V205H263ZM248 207V206H247ZM246 207V208H247ZM250 208L252 207V206H249ZM261 207V206H260ZM2 208H0V209H2ZM149 208H151L150 210H149ZM249 209V208H248ZM255 209V208H254ZM261 210H262V207L260 208ZM260 209H258L257 208V210H260ZM3 210V209H2ZM263 210H264V208H263ZM262 210V211H263ZM232 211V210H231ZM236 211V210H235ZM246 212H248V210H246ZM233 213V212H232ZM263 214H264V212H262ZM255 214H256V212H255ZM262 214V216H259V217H263L264 215ZM251 215V214H250ZM249 215V216H250ZM235 216V215H234ZM241 217V216H240ZM245 217V216H244ZM235 219H237V217L235 218ZM245 219H246V217H245ZM244 219V220H245ZM252 220V219H251ZM263 220H264V218H263ZM237 221V220H236ZM240 222H242V220L240 221ZM239 222V223H240ZM243 223H245V225H246V227L247 228H251V225H249L250 223H249V220H248V222H246V220H245V222H242V225H240V228H239V225H238V231L240 232V230H242V228L244 227L245 228V226H243L244 224ZM247 223V224H246ZM253 224V223H252ZM249 227H248V226ZM233 226H236L235 228L233 227ZM254 227V226H253ZM247 228H245V229H243V231H241L242 233H239L238 231H236V232H238L239 234L238 235H244V239H239L237 236H236V238H238V242L236 243L240 248H239V255L237 254L236 255V250L238 249V247H236L237 249L235 250L236 252H235V255L236 256H234V257H237V260L238 261H240V263L239 264H241V262L243 263V264H252L251 262H252V258L254 257V255L255 256H257L258 254H256V253H259L260 254V252H257V250L258 249H254L255 251H252V252H255V253H253L254 255H251V251L250 250H252L253 248V246L251 247L252 249H250L249 250V248H250V243H248L251 239H252V234H249V230H250V228L247 230ZM255 228V227H254ZM31 229H33V230H31ZM30 231H34L35 233H37L36 231H40L39 233H40V237H33V236H37L34 232H32V234L34 233V235H31L32 237H33V239L35 240V241H33L32 240V242L33 243H29V241H31V236L29 237V239L30 240H28L27 238H28V235L29 234H31L30 233ZM255 231V230H254ZM248 232V233H247ZM251 232V231H250ZM39 233H37V234H39ZM256 233V232H255ZM259 233V232H258ZM228 234V235H229ZM237 235V234H236ZM248 235H251V236H249V237H251V239H249V237L247 238V236ZM255 235V234H254ZM39 236V235H38ZM235 236V235H234ZM240 237V236H239ZM39 238V239H38ZM242 238H243V236H242ZM246 238V239H245ZM224 239V238H223ZM228 238L226 237V240H227ZM232 239V238H231ZM247 239H248V241H247ZM254 239V238H253ZM28 240V241H27ZM229 240V239H228ZM245 240V241H244ZM232 241V240H231ZM236 241H237V239H236ZM247 241V242H246ZM252 241V240H251ZM250 241V242H251ZM228 242V241H227ZM256 242V241H255ZM224 243V242H223ZM230 243V242H229ZM247 243L249 244V245H247ZM251 244H255L254 243V240L251 242ZM257 244H258V242H257ZM260 244V243H259ZM235 245V244H234ZM223 246V245H222ZM233 246V245H232ZM220 247V248H219ZM227 247H228V245H227ZM226 247V248H227ZM230 247V246H229ZM255 247L257 248V246L255 245ZM254 247V248H255ZM226 248H225V250H226ZM221 249H223V247L221 248ZM220 250V251H219ZM224 250V249H223ZM259 251V250H258ZM264 251V250H263ZM230 253H231V250H230ZM225 254H226V252H225ZM264 254V253H263ZM262 254V256H261V259H263L264 258V255ZM219 255V256H218ZM227 255H230L229 254V252H228V254ZM226 255V256H227ZM253 256V257H252ZM260 256H258V257H260ZM230 258V257H229ZM222 259V258H221ZM224 259V258H223ZM240 259V260H239ZM254 259H256V257H254ZM220 260V259H219ZM225 260V259H224ZM258 260H260V258H258ZM257 259H256V261H258ZM261 261V260H260ZM260 261H258V264H259V262ZM263 261H264V259H263ZM263 261H261V263L260 264H264V263H262ZM237 262V261H236ZM255 262V261H254ZM225 263V262H224ZM221 264V263H220ZM255 264H256V262H255Z\"/></svg>",
	"mask_w": 264,
	"mask_h": 264
},
{
	"label": "rangeland",
	"instance_id": "rangeland-1",
	"mask_svg": "<svg viewBox=\"0 0 264 264\" xmlns=\"http://www.w3.org/2000/svg\"><path fill=\"white\" fill-rule=\"evenodd\" d=\"M157 1V2H156ZM158 1L160 2L161 0H0V15H3L4 17V19H5V17L8 19V21H4L3 20V22H2V18H0L1 20V22H0V26H6V29L8 28V30L9 29H11V30H14V32L16 33H14L13 31H12V36L15 34V36L13 37V38H15V39H17L19 42H22V41H20L19 40V38H22L24 35V33L25 32H23V31H28V33L26 34L27 35V37H29V38H27L26 36V38H24L25 40L26 39H29L28 41H30V42H28V46L26 45V44H24L25 46H27V47H29V45H31L30 47H34V46H36V44H37V41L36 40H34L33 41V45H32V43H31V40L33 39V37H30V36H28V35H32V34H29V31L31 32V33H33V31L35 30V31H37L38 32V35L37 36H39L40 35V31L42 32V30L44 31V32H46L45 34H47V32H48V30H49V32H48V34L47 35H45L46 37L47 36H49L50 34V31H52V35H54V34H60V33H58V32H60L61 30H62V32H63V30L65 29H67V32H65V33H67V34H69V35H67V34H65V35H67V36H65L63 33V35L65 36V37H68L69 38V36L73 33L74 34V32H75V35H78L76 32L77 31H75L74 30V32H72L73 30H71L70 28L71 27H73V25L75 26L76 25V27H75V29L78 27H80L81 25H83V27H80L79 29H78V32L81 30V31H86V32H88L86 29H88L89 28V26H93L92 28H90V29H92V30H90V29H88L89 30V32H91L92 31V33L93 34H91L90 36H92L93 35V37H94V35L95 34H97V35H95V38L96 39H99V37L100 36H102V42H101V39L99 40V42H98V40L96 41V42H93L94 40H88V38H87V40L85 41V40H83V42L85 41V42H87V43H85L84 42V45L85 44H87L86 46H91V47H89V48H91V49H93L95 46H96V44L97 45H100L99 43H101L102 45L104 44V46H100V48L103 50V47H105V42L108 40H106V38H112V40H109V42L107 43L106 42V44H107V46L109 47L110 45V47L112 48V47H116L117 48V46H118V44H119V46H118V48H117V50H119V48H120V46L122 45H129L128 47L130 48V45H131V48L133 49H129L128 48V52H127V47L126 48H124V49H126V51L124 50V49H121V52L120 51H117L118 53H119V56H118V53L115 55V57H117V58H119L120 57V54L121 55H123V52L122 51H124V52H126L125 54H129V52H132L131 54H129V56L130 55H133V54H136V55H138L139 57H137L136 55H133V57L132 56H128V54L126 55V56H128L127 57V59H131V60H125V58L126 57H124V59L122 58L123 56H121V59H123L124 61H125V63L123 62V60L121 61V59L119 58V59H117V61H116V64L119 62V64L120 63H124V64H126V61H129V63L127 62V64L128 65H123V66H120V68L121 67H124V69L126 70L127 69V71L129 72V74H127V75H129L130 76V73L132 72V71H134L135 72V74H134V72H132L133 73V76L131 77L132 79L134 78V75H138V74H136L137 72L136 71H139L138 73H140V75H138V76H140V77H143L142 75V73H143V71L144 70H146V71H148L149 70V67H150V65L149 66H147V68H148V70H147V68H146V66H145V63H147L145 60L147 59V61L151 64L152 63V61L155 63V61L156 62H159V63H163V64H165V63H168L169 64V67H168V69L169 70H173V68H175L174 69V72H175V70H176V72H178V74L180 75H178V78L177 79H175L176 77V75H177V73L175 72H168L167 73V71L165 72V67L167 68V66L165 65H162V66H164V67H162L161 68V70L162 69H164L163 71L164 72H162L161 70H159V72H162V73H164L163 75L161 74V75H155L156 73H158V72H154V71H157V70H155V68L158 66H160L161 64H159V65H157V66H154L153 64L151 65L152 67L154 66L155 68H154V71H152L153 70V68L151 69L150 68V70L149 71H151V73H152V76H151V73H150V77L148 76V72H146L147 74H145V76L146 77H144V78H142V79H140V77H138V76H135V78L134 79H136L137 78V80H140V82H141V80H146L145 82L143 81V83L146 85L147 84V79L149 78V80L151 81L152 80V78L154 79V77L156 76L157 78H158V76L160 77V82H159V78L157 79V78H155V80L153 81H151L152 83H156L157 84V82H155V81H157L158 80V82L159 83H162L161 82V80L162 81H164V79H166V81L164 82L165 83V85L167 84H174V86L176 85V86H179V84L181 83V82H183V83H181L180 85L181 86H189L191 83L193 84V85H191L192 87H194V90H193V88L192 89H189L188 91L190 92V90L192 91V93H189L188 91L187 92H185L186 90V88L187 87H181L180 88V86L179 87H177V89H175L176 88V86H175V88H173V89H175V90H178L177 92H176V98H174V96H173V92L175 91V90H173L172 89V91L173 92H170L169 90H171V89H169L170 88V85H168V89L166 88V86L165 85H163L164 83H162V84H160L161 86L163 85V86H165V88H166V91L164 90L165 88L162 86L161 87V89L162 90H164V92H162L161 93V91L162 90H159V84H158V88L155 86V85H152V84H150V85H152V87H154V88H156V90L158 91L159 90V93H160V96L163 98H160V96H158L159 95V93L157 94V93H155V95L156 96H158V97H156L155 95H154V97H155V100L158 98V100L159 99H161V100H156V104H158V105H156V107H155V110H154V108H153V104L151 105V107L149 106V104H150V100L151 99H154V97L152 96L153 94H154V92H152V95H151V93H149L148 94V92H150V90L152 89V87L150 86V85H146V86H144L143 87V83H141L142 85H141V87L139 88H137L138 89V91L140 90L141 91V89H142V87H143V89L145 88V91H147L148 89H147V87L149 86V87H151V89L149 90V91H147L146 93H143V95L145 94H148V95H146V97L145 96H143L142 95V92L144 91H139V93H141V94H136V92H133L132 90H134V89H132V88H134L135 86L133 85V83L134 84H136V81L135 82H132V79H128L129 78V76L127 77V75H125V79H124V76H123V74L122 73H124V72H126V73H128L127 71H125L123 68V70H124V72H123V70L121 69H119V67L117 68L115 65H114V63H112V66L115 68V70H117V71H121V73H120V75H118L119 73L118 72H116V73H118V74H116L115 73V70H114V72L112 73L111 71H108L107 70V65H105V64H98L97 63V61H96V63H95V61L94 62H91V59L89 60V58H86L87 57V53H85L86 51L88 52V49L86 50V49H84V51H83V53L81 52L83 49L82 48H85V46H80V45H78V48L80 47H82L79 51L81 52V53H78V50H75V48H77V47H75L74 49L72 48V51H75L76 53H78L80 56L82 55V54H84L85 53V56L86 57H84L83 55L81 56L82 57V60L80 59V61H78L79 63H81V64H78V65H80L78 68L81 70H83L84 68L82 67V66H84L83 64L85 63H87V61H88V63H90V64H92L93 66H88V65H90V64H87V66L88 67H91V69L95 72V70H102V71H104L105 73H106V71L107 72H109V73H106V74H108V75H110V76H106L105 75V73L104 72H101V73H103L102 74V76L99 74H96V76H100L101 78L102 77H105L106 79L105 80H107L108 82H109V86L108 87H111L112 86V88L111 89H109L107 86V89H108V91H106L107 89H106V87L104 88L103 86H101V84L102 85H104L102 82L104 81V79H102V81H101V78L100 77H95V75L94 76H91L89 73H93V71L92 72H90L91 70H88V74L85 72H83L82 70L80 71L79 69V72H83V77L85 76V74H86V76H88V77H91V79L92 78H95V81H97L98 79H100V81H97L99 84H100V86H99V88L101 89L100 91L101 92H103L102 94H106V95H108V97H109V99L107 100V97L105 96L104 97V95H103V97H104V99H103V97L101 98V99H103L102 101H101V103L100 104H102V103H104L103 105L104 106H106V105H108L109 107H110V109L111 108H113V106H114V108L113 109H115V114H114V116H117L118 114L119 115H122L121 117L119 116V122L120 123H123V122H125L124 121V119L125 118H128V117H130V120L133 118V120L134 121H130V123L131 124H133L134 122V124H136V128L138 127H140V129H142V130H144V132L146 133V134H148L149 135V138H148V142H149V140H150V138L152 137V138H154V136L158 133V132H160V134H158L159 136H161L162 137V139L163 140H160V138H159V136L158 135H156V136H158V137H156L155 136V138L157 139H159L161 142H159L160 143V145L158 144V145H156L158 142H157V140L155 141L156 142V144H155V142L154 141H152L153 143H150L149 142V144L147 143V137H144L143 138V140L144 139H146V144H148L149 146H151L154 150H155V152L153 151V149L151 148V147H149V150H151V151H149V152H147L148 151V147L146 146V144H145V142L142 140V139H138L137 140V138H140V137H136V138H133L132 140L134 141V144H133V142L131 143V141L129 142V145L130 146H128V148L130 149V150H132L133 151V149H132V145H134L135 146V142H137L138 143V145H140L141 144V148H142V145H144L143 146V148H142V150H140V151H144L143 149L145 148L146 150V152L144 151V152H141L140 154H144L145 155V157H148V156H152V157H148V159H151V161L152 162H155L154 161V159H157L156 157H160V156H162V154H167V155H165L164 156V158L166 157V156H169V159H171L170 160V163L172 162V163H174L175 162V159H174V161H172V159L174 158V156H176L177 157V155L179 154H181V152H179L180 150L182 151V155H184V153L187 155V157L189 158V161H187V163L186 162H184V161H186L187 159H185L186 158V156H183V158L185 159V160H183V162L184 163H181L179 160H181V159H183V158H181L180 159V157H179V159H178V157H177V163L180 165V163L181 164H183V166L182 165H180V167L182 168H184L185 169V171H186V173H188V172H190L191 171V169H193L190 173H191V177H189L190 175V173L187 175L186 173H185V171H181V176L183 177L182 179L180 178V176H178V175H176L177 173H180V170H182L180 167H179V165L176 163H174L175 164V166L176 165H178V167H173V169L172 170H177L178 168V170L176 171H172L171 170V172L173 173V174H175V178H174V182H176V184L177 185H180V186H178L177 188H176V186L174 187V188H176V190H175V192H173L172 193V195L175 193V195H173V196H175V197H177V196H182V197H184V196H191L192 194L194 195V194H197V195H200V196H202L203 197V199L205 200V201H207V202H210V203H212L215 207H217V209H225L226 210V212H227V214L229 213V217L231 218L230 219V225H231V228H232V223L235 225V222H237L238 224L236 225V226H233L234 228L236 227V231H238V225L240 224V225H242V222H245V220H246V222H248V220H249V225H251V228H250V230L248 231L249 232V234H252V239H251V237H249V236H251V235H248L247 236V238L249 237V239H251L252 241L254 240V243L255 244H251V242L249 241L248 243H250V245L247 243V245H249L250 246V248H249V250L250 249H252V250H250L251 252L252 251H255L256 249H258L257 250V252H260V254L259 253H256V254H258L257 256H255L253 253H255V252H252L251 253V255H254V257H256V259L258 260V258H260V260L261 261H263V259H261V256H262V254L264 253V220H263V218H264V216L263 217H259V216H262V212H264V210H263V208H264V190H263V192H261L262 191V189L264 188V183H262L261 181H263V177H264V175H262V174H260L259 175V173L258 172H260V171H258V170H256V172H255V174H253L254 173V171H255V169H254V165L256 164V161L258 162V161H260L261 163H263L264 162V0H163L164 1V4H162L163 2H160V3H158ZM153 2V3H152ZM156 2V3H155ZM169 4H168V3ZM173 2V3H172ZM153 4V5H152ZM159 4V5H158ZM161 4V5H160ZM166 4H168L167 6H169L170 4H172V6H173V8H174V6H175V9H170L171 11H169V8H170V6L167 8V6H166ZM176 4V5H175ZM188 4V5H187ZM195 6H194V5ZM164 6V8H165V10H166V8L168 9V11L169 12H171L170 14H167V13H169L167 10H166V12L164 11V9L162 10L160 7H158V6ZM154 6H157L158 8H156V7H154ZM171 6V7H172ZM195 7V8H194ZM156 9V10H155ZM158 9H160L159 11H161V13L158 11ZM198 11H197V10ZM163 12H164V14H163ZM157 13V14H156ZM163 14V15H162ZM182 14V15H181ZM171 15V16H170ZM177 15V16H176ZM6 19V20H7ZM11 24H13V25H10ZM85 24H87L88 26H86ZM8 25V26H7ZM33 25V26H32ZM65 25V26H64ZM69 25H71L70 27H69ZM68 26V27H67ZM96 26V27H95ZM38 27V28H37ZM86 29H85V28ZM95 27V28H94ZM99 27V28H98ZM1 28V27H0ZM20 28V29H19ZM34 28V29H33ZM36 28V29H35ZM82 28H84V30L82 29ZM4 29V30H3ZM3 29H0V34H4V32L6 31V33L4 34L5 35V38H6V40L7 39H9V41L7 42L6 41V43L7 44H10L9 42H10V37H9V35L11 34V30H9V32L7 33V30L5 29V28H3ZM33 29V30H32ZM39 29V30H38ZM51 29V30H50ZM61 29V30H60ZM76 29V30H77ZM98 30V31H100L101 33H99V37H98V32L97 31H95V33H94V30ZM46 30V31H45ZM57 30H59V31H57ZM64 30V31H65ZM68 30H69V32H68ZM2 31H4L3 33H2ZM22 31V34H18L19 32H21ZM35 31H34V33H33V35L35 34ZM37 32H36V34H37ZM71 32V33H70ZM85 32V33H86ZM88 32V33H89ZM97 32V33H96ZM84 33V34H85ZM87 33V34H88ZM113 33H114V35H115V37H114V35H113ZM9 34V35H8ZM35 34V35H36ZM72 34V36H70V38L71 37H73L74 35ZM83 34V32H81V34H79V35H82ZM108 34V35H107ZM117 34V35H116ZM3 35V36H4ZM6 35H8V36H6ZM18 35H20V37H17L16 38V36H18ZM32 35V36H33ZM34 35V36H35ZM44 35H43V33H42V37H44ZM104 35V36H103ZM11 36V35H10ZM12 36H11V39H13L12 38ZM36 36V38L34 37V39H37L38 40V38L40 39V36L39 37H37ZM89 36V37H90ZM108 36V37H107ZM118 36V37H117ZM9 37V38H8ZM75 37V36H74ZM106 37V38H105ZM131 37V38H130ZM1 38V37H0ZM30 38H31V40H30ZM49 38V37H48ZM105 39V42H104V39ZM114 38V39H113ZM2 39V40H1ZM0 39V41L2 42V41H4L3 40V37ZM47 39V38H46ZM50 39V38H49ZM86 39V38H85ZM14 40V39H13ZM43 40L44 41H47V40H45L44 38H43ZM116 40V41H115ZM16 41V40H15ZM36 41V42H35ZM39 42L41 41L42 42V38H41V40H38ZM92 41L93 42V44L94 43H96L95 45H93V44H91L90 42ZM114 41V42H113ZM11 42H12V40H11ZM17 42V41H16ZM34 42L36 43V44H34ZM50 43V44H52V42H50V40L49 41H47V42H45V43ZM136 42V43H135ZM3 43H5V41L3 42ZM14 43V41L12 42V44ZM18 43V42H17ZM17 43H14V44H16L17 45ZM30 43V44H29ZM45 43H43L42 42V44L43 45H45ZM49 43H48V45H49ZM82 43V42H81ZM91 45H90V44ZM110 43V44H109ZM122 43V44H121ZM129 43V44H128ZM39 44V43H38ZM41 44V43H40ZM39 44V49H40V46H43V45H40ZM83 44V43H82ZM89 44V45H88ZM47 45V44H46ZM44 46L43 48H44V50H45V52H49V51H47V49L50 47V50H52V52L50 51L49 52V54H46L45 52H43L44 50H41L40 49V51L39 52H37V53H39L37 56L39 57V56H43V55H46V57L44 56V58H41L40 57V59L41 60H38L39 58L35 55V57H37L36 59L38 60V61H40V63L42 64V66H41V64H39L40 65V67H41V69L42 68H44V69H42V71L44 72V70H46L45 71V73H47L46 75H43L44 73H39L40 75H43V76H41V78H38V76H37V78L39 79V80H37L36 82H37V84H36V82H34V84H36V86L38 87V88H36V86L34 85V88H33V85H32V92L35 94H39V92H40V94L39 95H41L40 97L43 99V101L47 98V97H49L50 96V94H55V93H57V92H59V90H60V92L59 93H61V95L63 96V97H65V96H67V95H65V93L67 92H63V91H61L62 90V87H65V88H63V89H65V90H67L66 88L68 87L69 89H70V87H71V89H73L72 87H74V91H76V92H69L70 90H68V92L67 93H69L68 94V99H69V97H70V99L69 100H72V102H73V104H74V101L76 102L75 104L77 105V108L76 107H71V108H74L73 109V111L74 110H79V108H80V111L81 110H85V108L86 107H84V105H86V104H89V103H91L92 101H94V99L92 98V97H90V95H91V91H90V89H88L89 90V96L87 95H85V91L87 90V89H85V87L86 88H88V85L89 86H91L90 88L92 89V90H94L95 89V91H97V89H96V82L94 83L93 81H91V79L90 78H86L87 80L89 79L90 81H87V80H84L85 78H81V75L82 74H80V76H78V74H79V72L77 73V71L78 70H76V71H74V72H71L69 75H68V77H66V79L65 80H71V81H69V82H71V83H74V81H78L79 82V84H77L78 82H75L74 84H70L69 82H66L65 80H64V82H62V83H60L59 85H58V82H59V79H56L57 80V84H55V83H53L54 81H56L54 78L52 79L51 77H53V76H48V71L50 72L52 69H51V67L53 66L54 68L56 67V63H58L59 64V58L58 57H56L55 56V54L57 55V56H59V54L58 53H60L61 51L59 50V48H56V49H58V51L57 50H55L54 51V53H53V47H54V45H50L49 47H48V45L47 46ZM114 45V46H113ZM116 45V46H115ZM17 46H19V44L17 45ZM51 46H53V47H51ZM92 46H93V48H92ZM105 47L106 48V50L107 51H109V52H111L112 50L114 51L113 52V55L115 54V51H116V48L115 49H107L108 47ZM16 47V46H15ZM20 47V46H19ZM27 47H25V48H27ZM30 47L29 48H27L26 50H30ZM32 47V48H33ZM48 47V48H47ZM60 47V46H59ZM109 47V48H110ZM32 48H31V50L30 51H32ZM37 48V46L36 47H34V49H36ZM54 48V49H55ZM88 48V47H87ZM96 48V47H95ZM33 49V50H34ZM97 49H99V47L97 48ZM101 49H99V51L101 50ZM28 50V51H29ZM37 51H38V48L36 49ZM49 50V49H48ZM111 50V51H110ZM27 51V52H28ZM28 52L29 54H27V56L30 58V54L32 53V52ZM91 51V50H90ZM56 52V53H55ZM140 52V53H139ZM146 52V53H145ZM33 53H36L35 51H33ZM36 53V54H37ZM41 53L43 54V55H41ZM54 54L53 56L54 57H52V54ZM145 53V54H144ZM155 53H157L156 54V56H155ZM149 54H151V55H149ZM48 55H51V57H52V61L49 59V57H47ZM142 55H145L144 57H145V60H144V58L142 57ZM149 55V56H148ZM31 56H33V54L31 55ZM125 56V55H124ZM134 56H136V57H134ZM147 56H148V58H147ZM151 56V57H150ZM159 56H161V57H159ZM50 57V58H51ZM56 57V58H55ZM89 57V56H88ZM133 59H132V58ZM140 57H142V58H140ZM155 57V58H154ZM158 58V61H157V58ZM168 57V58H167ZM48 58V60H46V59ZM53 58H55L54 60H53ZM85 58V59H84ZM138 59V58H140L141 59V61L142 60H144L145 62L143 63V61H142V64H143V66H144V68H146V69H143L141 66V61H140V59H138L139 60V62L140 63H138V62H136V59ZM159 58H160V60H159ZM166 58V59H165ZM170 58V59H169ZM32 60L34 59V56L31 58ZM46 60V61H51V62H48V64H47V66H45L46 64V62L44 61V63H43V60ZM87 59V60H86ZM169 59V60H168ZM175 59L176 61H173V60ZM56 60V63L55 62H53V61H55ZM84 60H86V62L84 61ZM119 60V61H118ZM137 60V61H138ZM152 60V61H151ZM155 60V61H154ZM164 60H166L165 61V63L163 62ZM172 60V61H171ZM35 61V60H34ZM33 61V63H35ZM42 61V62H41ZM82 61H84V62H82ZM130 61H134V63L136 62L137 63V65H139V66H135L134 65V63L133 64H131L130 63ZM151 61V62H150ZM169 61V62H168ZM99 62V61H98ZM115 62V61H114ZM49 63H52V64H49ZM54 63V64H53ZM148 63V64H149ZM35 64H37V62L35 63ZM43 64H45V65H43ZM58 64H57V67H58ZM118 64V65H119ZM132 65V66H130V65ZM156 64V63H155ZM48 65H50L51 67H49ZM55 65V66H54ZM60 65V64H59ZM95 65V66H94ZM105 65V69H104V66ZM121 65V64H120ZM133 65H134V67H136L135 69L133 68ZM147 65V64H146ZM86 66V65H85ZM84 66V67H85ZM86 66V67H87ZM103 68H102V67ZM109 66H111V65H109ZM125 66H126V68H125ZM127 66H130L129 68H127ZM57 67L54 69V71L56 70L57 72H58V69H57ZM80 67H82V68H80ZM85 67V68H86ZM87 67V68H88ZM133 69H132V68ZM139 67H141L140 69H142V70H139ZM180 67V68H179ZM86 68V69H87ZM131 68V69H130ZM138 68V69H137ZM51 69V70H50ZM90 69V68H89ZM129 69V70H128ZM156 69H160V68H156ZM48 70V71H47ZM98 70L95 72V73H97L98 72ZM178 70H180V71H178ZM183 70V71H182ZM56 71L55 72H53V70L51 71V74L50 75H52V73L53 74H55L56 73ZM84 71H87V70H84ZM119 71V72H120ZM141 71H142V73H141ZM187 72V73H186ZM74 73H77V74H74ZM132 73H131V75H132ZM144 73H145V71H144ZM172 73V74H171ZM186 73V74H185ZM58 74V73H57ZM57 74H55L54 75V77H56V75ZM125 74V73H124ZM155 76H154V75ZM167 74V75H166ZM171 74V75H170ZM173 74H175V75H173ZM183 74V75H182ZM103 75H105V76H103ZM118 75V76H117ZM123 76V79L124 80H126L127 81V79L128 80H130V82L129 81H127V83H126V81L124 82L123 80L122 81H120L121 80V78H120V76ZM173 75V77H175V78H172L171 76ZM185 75V76H184ZM46 76V77H45ZM73 77V78H75V79H73V78H70V77ZM165 76H169L168 78L167 77H165ZM40 77V76H39ZM57 77H59V74L57 75ZM109 77H110V79H111V77L112 78H114L112 81H116V83L118 82V84L120 83V85H118V86H116V85H114L115 87H119L118 89L117 88H115V89H117L119 92H120V90L122 89L124 92V94L125 95H127V93L125 92V91H129V93H130V95H129V93H128V95L127 96H131V95H133V96H135L136 95V97L135 98H133L132 99V97L133 96H131V99L133 100V103L136 101V102H138L139 100H138V97H139V99L141 100V101H139L138 103V105H135V103H134V105H132L131 104V102H132V100H128L129 101V104H127V96H125L123 93H122V90H121V94H120V96H119V98H122V99H119L118 100V102H117V99H116V97L118 98V96H117V94H114V92H118V91H116L114 88H113V84H116L115 82L113 83V82H111V81H109L108 79H109ZM127 77V78H126ZM152 77V78H151ZM0 78H1V76H0ZM47 78V79H46ZM77 78V79H76ZM98 78V79H97ZM108 78V79H107ZM120 78V79H119ZM139 78V79H138ZM151 78V79H150ZM162 78V79H161ZM193 78H194V80H193ZM42 79V80H41ZM43 79H44V81L46 82L47 80L49 81V83L47 84V85H45V82L43 81ZM52 79V80H51ZM117 79H119V81L117 80ZM134 79H133V81H134ZM168 79V80H167ZM181 79V81H179ZM183 79H184V81H183ZM189 79V80H188ZM1 80V79H0ZM54 80V81H53ZM80 80H81V82H83L84 81V83H81V86L83 87V89H84V91L82 92V91H79V90H77V88L76 87H78V85H80ZM173 80H177V81H179V82H176V84H175V82L173 81ZM47 81V82H48ZM52 81V83H50ZM61 81V80H60ZM73 81V82H72ZM150 81H148V82H150ZM174 82V83H172V82ZM186 81H188L187 83H186ZM189 81L191 82V83H189ZM193 81H195V82H193ZM2 84H3V82H4V79L2 78V81H0ZM105 82V81H104ZM111 82V83H110ZM124 82V83H123ZM131 82H132V85H131ZM139 82V81H138ZM137 82V83H138ZM150 82V83H151ZM167 82V83H166ZM171 82V83H170ZM198 82H200V83H198ZM202 82V83H201ZM0 83V84H1ZM66 83H68V84H66ZM98 83H97V85H98ZM128 84L129 83V85H126V84ZM179 83V84H178ZM186 84V85H183V84ZM197 85V83L200 85H195V84ZM38 84H41V85H38ZM50 84V85H49ZM85 84H87V85H85ZM124 84H125V87H124ZM139 85H140V83H138ZM203 84V85H202ZM205 84V85H204ZM76 85V86H75ZM83 85H85V86H83ZM195 85V86H194ZM2 85H0V87H1ZM6 87V84H4L3 85V87ZM44 86H47L46 88L44 87ZM129 86L131 87V88H129ZM172 86V85H171ZM207 87V89H206V87ZM3 87H2V91H4L6 88H4L3 89ZM56 88V90H55V88ZM57 87H60V88H58V91H57ZM82 87H78V89L79 88H82ZM95 87V88H94ZM136 87H137V85H136ZM136 87H135V89H136ZM190 87V86H189ZM196 87V88H195ZM206 90V92H208L209 90H211V91H209L208 93V95L209 96H211V97H213V99H211L213 102V104H211V103H209L208 101V103L206 102V98H205V101H203L204 100V95H206L207 93L205 92V90L203 89V88ZM40 88V89H39ZM42 88V89H41ZM44 88V89H43ZM52 88H54L53 89V91H54V93H52L51 92V90H52ZM98 88V89H99ZM152 89L151 91H154L155 89ZM172 88V87H171ZM181 89H184L183 91H182V93L184 92L185 94L186 93H188V95L186 94V96H185V94H184V96H183V94L181 95L180 93V90ZM199 88V89H198ZM200 88H202V91H201V89ZM211 88V89H210ZM38 89V90H37ZM49 89H51V90H49ZM112 89H113V94H112ZM126 89V90H125ZM136 89V90H137ZM147 89V90H146ZM36 90V91H35ZM42 90V91H41ZM49 90L50 91V93L48 94V92L47 91ZM64 90V91H65ZM80 90H82V89H80ZM87 90V91H88ZM109 90H110V92H109ZM115 90V91H114ZM169 91V93H171V94H169L168 95V91ZM0 91H1V88H0ZM44 91H46L47 92V94L44 92ZM72 91V90H71ZM86 91V92H87ZM99 91V90H98ZM127 91V92H128ZM135 91V90H134ZM144 91V92H145ZM201 91V92H200ZM43 92V93H42ZM101 92H98V93H101ZM118 92V93H119ZM165 92H167L166 94H165ZM180 92V93H179ZM62 93H64V94H62ZM66 93V94H67ZM70 93H72V94H75V93H77V94H75L76 95V98H74V99H71L72 97H74L73 95H72V97H71V95H70ZM82 93H84V94H82ZM88 93V92H87ZM164 93V94H163ZM177 93H178V95H177ZM222 93L224 94V96L222 95ZM2 94V93H1ZM5 94H7V90H5V93L3 92V95H2V97L4 98V95ZM35 94V95H36ZM46 94V95H45ZM101 94V95H102ZM112 94V95H111ZM194 96H193V95ZM220 94H221V96H220ZM38 95V96H39ZM47 96V95H49V96H47L46 98H45V96ZM114 95H116L115 96V98H114ZM119 95V94H118ZM121 95H124L125 97L123 98ZM142 95V96H141ZM149 95H151L150 97H151V99L148 97ZM173 97H172V96ZM174 95H175V92H174ZM179 95H181V96H179ZM198 97H197V96ZM208 95H206L207 96V100H209L210 101V99L208 98L209 96ZM217 95V96H216ZM219 95V96H218ZM61 96V98H63ZM78 96L81 98V101H80V98L78 99L80 102H82V104L81 103H79L78 101H76V99L78 98ZM89 97V98H86V97ZM179 98H178V97ZM183 96V97H182ZM189 96V100L192 102H195L194 104H196L197 106H195L196 108H190V109H188L187 107H190V105H193V102L191 103V102H189L188 101V99H187V97ZM193 96V97H192ZM199 96H201V97H199ZM216 96V97H215ZM6 97V96H5ZM36 97H37V95H36ZM40 97H39V99H40ZM67 97H65V98H63L62 100L64 101V100H66V103L69 101L68 99H67ZM101 97V96H100ZM143 97V98H142ZM144 97H145V99L148 97V101L149 102H147L146 100H144ZM165 97L168 99H170L171 101L173 100H177V98L179 99V100H182V101H185L186 103H191V104H189V106H187L188 104H185V102H182V103H184L185 104V107L184 106H182V105H184V104H179V105H181L182 107H184V108H186V109H188L189 110V114H190V111L191 110H193V109H197V107L198 108H200V107H202L201 106V104L204 106V107H202V108H200V110L199 109H197V110H199V111H204L205 110V108L206 107H210L209 108V110H207L208 111V113L207 114H205V112H203L202 111V113H204L205 115H207V116H205V115H203V116H205V117H203V119L205 118H207V119H210V120H208V121H204L203 119H202V114L198 111V113H200V115H197V116H199V117H201L200 118V121L202 120L203 121V124H202V121L200 122L201 123V125H200V123L198 122V120H199V117H197L195 114H197V112L195 113V114H193V115H195V116H192V113H191V115H190V117L188 118V116H189V114H188V110H183L184 108H182V109H180V106H177L176 105V103H173L172 105H176V106H174V108L175 107H177V109H178V107H179V109L180 110H183V112L185 113L186 111H187V113H185V115L186 114H188L187 115V117L186 118H188V120H191L193 117H195L196 119L195 120H197V126L199 127V126H201L199 129H203L204 127H203V125H208L209 126V124H210V126H211V128H210V126L208 127H205L202 131V134L204 133V131H206V129L208 130V128H209V130H211L212 132H213V130H215L213 133L212 132H210L209 134H210V136L209 135H207V136H209V137H206V134L205 135H202L201 134V132L199 133V135L201 134V136H205L204 137V139H201L200 137H199V139H196V138H198L197 136H199L198 135V133H197V126H195V127H197L196 128V134H194V135H196V136H194V137H196V138H194L195 140H193L191 137H193V135L192 134H190L191 136H190V139H192V141L190 140V144L192 145V143H194L195 141L198 143V141H199V144H200V141H201V144H203L204 143V145L203 146H205V148H204V150L203 151H201V149H203V146H201V145H199L198 147H199V150H200V152L198 151V147L197 148H195L197 145V143L195 142L194 144L196 145L195 147H194V144L191 146L192 148L194 147L198 152V154L199 155H202V158L199 156L198 157V155H196L195 154V151H192L191 150V148H189L188 149V145H189V147H190V144L187 142V140L189 141V138L188 139H186L187 137H188V134L186 133V130L187 131H189L186 127L188 126V125H186L185 126V133H184V124H182L180 121H178L179 119L181 120V118L184 120H181L182 122H184L185 123V119L183 118V117H181V114L180 113H182V111H180L179 109V111H180V113H179V111H178V113L180 114V115H176L175 116V114H178V113H176L174 110L172 111L173 113V117H172V114H171V112L166 108V106L167 105H170L171 103H169V104H167L168 102H170V101H168L167 99V101L165 102ZM195 97V99H192V98H194ZM203 97V98H202ZM223 97H225V98H223ZM38 98V97H37ZM90 98H92V99H90ZM106 98V99H105ZM196 98H197V100L200 98H202L201 100H202V103H200V106L198 105L199 104V100L198 101H196ZM218 98V99H217ZM10 99V98H9ZM38 99V101L40 102V101H42V99L41 100H39ZM110 99L114 102H117V103H110L111 101H110ZM124 99H126L125 101H124ZM128 99H130V98H128ZM136 99V100H135ZM185 99V100H184ZM224 99V100H223ZM227 99V100H226ZM4 100H5V98H4ZM6 100H7V98H6ZM12 100H14V99H12ZM74 100V101H73ZM105 100H107V101H109V102H106ZM135 100V101H134ZM155 100H154V103H155ZM163 100H164V102H163ZM235 102H234V101ZM14 101H16V100H14ZM14 101H12V102H14ZM86 102V103H84V102ZM160 101H161V103H160ZM228 102V104H229V106H228V104H227V107H226V103ZM70 102V101H69ZM78 102V103H77ZM148 104H147V103ZM152 102H153V100H152ZM160 104H159V103ZM164 104H163V103ZM181 102H179V103H181ZM201 102V101H200ZM203 102H206L205 104H203ZM211 102V101H210ZM216 102V103H215ZM221 103V104H223V106L221 105V104H219V103ZM225 103V106H224V103ZM230 102L232 103V104H230ZM142 103V104H141ZM235 105H234V104ZM241 103V104H240ZM14 104H16V103H14ZM63 104H65V103H63ZM72 104V106H74ZM92 104H96L95 102H93V103H91V105ZM99 104V105H100ZM141 104V106L140 107H137V106H139ZM161 104H163V105H161ZM211 104V105H210ZM214 104H217V105H214ZM218 104H219V106L221 105L222 107L221 108H223L224 110H226V111H224V112H221V111H223V109L221 110L219 107H218ZM80 105V107H78ZM160 105V106H159ZM166 105V106H165ZM95 106V105H94ZM108 106L107 107H105V110L106 111H108L107 110V108H108ZM121 106H123L122 107V110H123V108L125 107L126 108V111L127 110H129V111H127L128 113L127 114H131V113H129V112H132L133 111V113H132V115H135L134 117L136 118V116L139 118V119H137L138 121H140L141 119V117L143 116V119H145V117H147L146 119L147 120H149V122L148 121H146V119L143 121H141V122H137V120L132 116V115H128V117H127V114H126V112L125 113H123V114H120L121 112H119L120 110H121ZM135 106L137 107V108H135ZM144 106V107H143ZM147 106V107H146ZM157 106H159L158 108H157ZM162 106V107H161ZM163 106H164V108H166L167 110H165V109H163ZM232 107V109H231V107ZM238 108H236V107ZM241 106V107H240ZM82 107H84L83 109H82ZM117 107V108H116ZM142 107H143V109L145 110V112H144V110L142 109ZM191 107H194V106H191ZM218 107V108H217ZM240 107V108H239ZM250 107V108H249ZM76 108V109H75ZM157 108V109H156ZM204 108V109H203ZM207 108V109H208ZM120 109V110H119ZM146 109H150L151 111H152V113H151V111H150V113H149V111L148 110H146ZM158 109H160V110H158ZM161 109H162V112H160L161 111ZM176 109V108H175ZM202 109V110H201ZM214 110L215 112L214 113H210L211 111L210 110ZM218 109V110H217ZM239 109H240V111H239ZM116 110H119L118 112L116 111ZM125 110V109H124ZM130 110H132V111H130ZM163 110H165V111H167L169 114H171V116L170 115H168L167 114V112H165L164 111V113L166 114V115H168V116H170L169 118H168V116H163ZM221 110V111H220ZM113 110H111L110 112H112ZM144 113H143V112ZM148 111V112H147ZM154 111V112H153ZM159 112V114H156V112ZM195 111V110H194ZM206 111V110H205ZM206 111V112H207ZM218 111V112H217ZM219 111H220V115L218 116V114H219ZM236 113H235V112ZM246 111V112H245ZM109 112V111H108ZM174 112H175V114H174ZM193 112V111H192ZM218 113L217 115L215 114V113ZM226 112V113H225ZM233 112V113H232ZM240 112V113H239ZM162 113V114H161ZM223 113V115L221 116V114ZM225 113V114H224ZM246 115H245V114ZM117 114V115H116ZM137 114V115H136ZM140 114V115H139ZM164 114V115H165ZM210 114V115H209ZM216 115V118H215V115ZM231 114V115H230ZM234 114V115H233ZM239 114V115H238ZM111 115H112V113H111ZM182 115H183V113H182ZM214 115V116H213ZM237 115V116H236ZM113 116V115H112ZM113 116V117H114ZM126 116V117H125ZM158 116V117H157ZM191 116H192V118H191ZM214 118H212V117ZM218 116V117H217ZM221 116V117H220ZM235 116V117H234ZM248 116V117H247ZM1 117V116H0ZM3 117V119L4 120H6L7 121V125L9 126L8 128H10V130H8L6 127H7V125L6 124H4V122L6 123V121H2V120H0V134H1V132L2 133H4V135H2V136H4V137H1L0 136V140L2 139L3 141H7V142H12V143H14V145H15V142H16V145H18L20 142L19 141H21L22 143V145L23 144H25L23 141H27L28 142V139H27V137L29 138V136L30 137H32V138H34L33 140H31V141H33L34 142V144H40L41 143V145L43 144V142H45L44 144H43V146L45 147H47L48 148V146H50L51 145V143L53 142L54 144L56 143L55 141L57 140L58 141V139L60 138L59 137V135L61 136H63L64 134H63V132L65 133V131L67 130V135L65 136V137H67L68 138V140H69V136H70V134H68L69 133V130L68 129H66V130H63L62 131V128L63 127H65L66 125H61L60 127H57V126H55V127H48L49 129L47 130V127H46V131H45V129H38L37 131H33L32 130V128H30L29 126H27L28 124H24L25 122L20 118L19 119V117H11V115L9 114V112H7V114L5 115V116H2ZM1 117V118H2ZM123 117H124V119H123ZM148 117H149V119H148ZM178 118L177 120L175 119V118ZM233 117V118H232ZM243 117V118H242ZM0 118V119H1ZM118 118V117H117ZM116 117H115V119H117ZM173 118L174 119V121L176 120V121H178L179 123H181L180 125H181V127L183 128L182 130V133L183 134H185V135H179V133H181V127H180V129L179 128H177V127H179L178 126V122H177V124H176V121L174 122V121H172L171 119ZM198 118V119H197ZM217 118H219V121H218V119ZM223 118V119H222ZM238 118V120H236V119ZM240 118V119H239ZM255 118V119H254ZM154 119V120H153ZM164 120L165 122H163V123H165L166 125H164V126H162V123H161V120ZM206 119V120H207ZM217 119V120H216ZM224 119H226L227 121H225ZM242 119V120H241ZM257 119V120H256ZM17 120H18V122H21L22 123V121H23V125H25V126H27V127H23V125H21V123H18L17 122ZM120 120H123V122L122 121H120ZM125 120H129V118L128 119H125ZM136 120V121H135ZM159 120V121H158ZM8 121H10V123L8 122ZM155 121V123H152V122H154ZM157 121H158V123H161V124H158L157 123ZM193 121H194V119H193ZM210 121V122H209ZM128 121H126V123H127ZM137 122V123H136ZM143 122L146 124V125H148V126H146L147 128L150 126V125H152V124H154V125H152L151 127L154 129V128H156V130L154 131V132H156V131H158V132H156L155 133V135H154V133H152L151 134V132H152V130H151V128H150V132H148L149 130H147V129H144V128H146V127H144L143 128V125L142 126H140L139 124H143ZM151 122V123H150ZM167 122V123H166ZM195 122V121H194ZM208 123V124H206V123ZM216 122V123H215ZM219 122V123H218ZM223 122V123H222ZM225 122V123H224ZM11 123L12 124H14L15 125V127H14V125H12L13 126V128H11L12 126H11ZM117 123H118V120H117ZM129 123V124H130ZM147 123H149V124H147ZM176 125H175V124ZM213 123V124H212ZM217 123H218V125H217ZM230 123V124H229ZM235 123V124H234ZM254 123V124H253ZM262 123V124H261ZM10 124V125H9ZM21 126H20V125ZM134 124H133V127H134ZM145 124H144V126H145ZM156 124V125H155ZM169 124V125H168ZM195 124H196V122H195ZM194 124V125H195ZM199 124V125H198ZM67 125H69V124H67ZM137 125H139V126H137ZM159 127H158V126ZM215 125V126H214ZM220 125V126H219ZM224 125V126H223ZM3 126V127H2ZM153 126H156V127H153ZM161 126L163 127V130H162V128H161ZM171 126V127H170ZM177 126V127H176ZM70 127V126H69ZM68 126L66 127V128H69ZM194 127V128H195ZM203 127V128H202ZM227 127V128H226ZM5 128V129H4ZM14 128L16 129V131L14 132ZM54 128V129H53ZM58 128V131H62V133L60 132H53L55 129H57ZM135 128V127H134ZM135 128V129H136ZM137 128V129H138ZM157 128H160L161 130H158ZM188 128H189V126H188ZM251 128H253V129H251ZM258 130H257V129ZM260 128V129H259ZM12 129V130H11ZM19 129V130H18ZM37 129V128H36ZM50 129H52L53 131H51ZM65 129V128H64ZM198 129V130H199ZM216 129H218L217 130V133H216ZM221 129V130H220ZM224 129V130H223ZM241 129V130H240ZM249 129V130H248ZM6 130V131H5ZM35 130V129H34ZM165 130V131H164ZM208 130V131H209ZM226 130H228V131H226ZM233 130V131H232ZM240 130V131H239ZM3 131H5V132H3ZM19 131H22V132H20V134L22 133V134H24V136H23V138L25 137L26 139H20V134L18 133ZM48 131V132H47ZM191 131V130H190ZM189 131V132H190ZM200 131V130H199ZM239 131V132H238ZM261 131V132H260ZM15 133L13 136H12V133ZM17 132V133H16ZM162 132L164 133H166L165 135L164 134H162ZM168 132V133H167ZM170 132H172V133H170ZM229 132V133H228ZM248 132V133H247ZM251 134H250V133ZM263 132V133H262ZM53 133V134H52ZM58 133H59V135H58ZM176 133V134H175ZM205 133H208L207 131L205 132ZM216 133V134H215ZM226 133V134H225ZM253 133V134H252ZM258 133H260V135L258 134ZM58 136H57V135ZM170 134V135H169ZM172 134V135H171ZM222 134V135H221ZM229 134V135H228ZM233 134H235V135H233ZM241 134L243 135V136H241ZM250 134V135H249ZM150 135H151V137H150ZM152 135H154V136H152ZM222 137H221V136ZM245 135V136H244ZM257 135H259V136H257ZM12 136V137H11ZM61 136V137H62ZM63 136V137H64ZM145 136V135H144ZM166 138V140H164V137ZM184 136H186V137H184ZM234 136V137H233ZM239 136H241V137H239ZM255 136V137H254ZM10 137V138H9ZM15 137V138H14ZM36 137V138H35ZM47 137V138H46ZM57 137H59L58 139H57ZM65 137L63 138V139H65ZM184 137V138H183ZM202 137V138H203ZM218 137V138H217ZM229 137V138H228ZM248 137V138H247ZM7 138V139H6ZM22 138V137H21ZM32 138H29V140L30 139H32ZM46 138V139H45ZM152 138H151V140H152ZM154 138V139H155ZM169 138H171L172 140H170ZM209 138V139H208ZM211 138V139H210ZM226 138V139H225ZM232 138V139H231ZM242 139V142H241V139ZM263 138V139H262ZM12 139V140H11ZM15 139V140H14ZM20 139V140H19ZM183 139V140H182ZM185 139H186V141H185ZM206 139H208V141L206 140ZM214 139V140H213ZM221 139V140H220ZM235 139V140H234ZM248 139H252L251 140V142L253 143V144H249V143H251L250 142V140H248ZM36 140V141H35ZM43 140V141H42ZM62 139H59V144L62 146V145H64V146H66V145H68V146H66L67 147V149L66 150H68V152H69V148H71V145H70V141L68 142V144L66 143L68 140H66V144L64 143V141L62 140ZM143 141V143H142V141ZM150 140V141H151ZM204 140H206V142H204ZM217 140V141H216ZM245 140H248L247 142H249V143H247V144H245ZM50 141V142H49ZM60 141H61V143H60ZM163 141H166V142H163ZM176 143H175V142ZM185 141V142H184ZM209 141L211 142V143H209ZM214 141V142H213ZM221 141V142H220ZM232 141H234V142H237V144L236 143H234V142H232ZM0 142H2V141H0ZM9 142V144L11 145L12 143H10ZM17 142H19L18 144H17ZM26 142V143H27ZM33 142L31 143L30 141H29V143H27V146H31V145H34L33 144ZM36 142H38V143H36ZM46 142H48L47 144H46ZM169 142V143H168ZM172 142H174V143H172ZM182 144H181V143ZM187 142V143H186ZM203 142V143H202ZM215 142H217V143H215ZM220 144H219V143ZM227 143V145H224V144H226ZM230 142V143H229ZM63 143V144H62ZM136 143V144H137ZM140 143V144H139ZM162 143V144H161ZM164 143V144H163ZM186 143V144H185ZM206 143H208V144H212V145H209L208 146V144H206ZM221 143H224V144H221ZM232 143H234V145L236 146V148H239V150L240 151H236V149H234L235 148V146L233 147L232 146ZM2 144L4 145V144H8V143H4V142H2ZM1 144V145H2ZM20 144V145H21ZM58 144V145H59ZM154 146H152V145ZM168 146H166V145ZM171 144V145H170ZM230 145V147H231V149H229V145ZM239 144V147H237V145ZM241 144V145H240ZM9 145V146H10ZM13 145V144H12ZM11 145V146H12ZM13 145V146H14ZM56 145L57 144H55V147H56ZM58 145H57V147H58ZM59 145V149L61 148V150L63 149V150H65L64 148H62L61 146ZM126 145H128V144H126ZM125 145V146H126ZM162 145V146H161ZM165 145V146H164ZM177 145H178V147H177ZM208 146V149H206L207 148V146ZM215 145V146H214ZM217 145V146H216ZM221 147H224L223 148V150H222V148H220V146ZM223 145V146H222ZM245 145V146H244ZM252 145H255V150L256 151H254L253 149H254V146H252ZM24 146V145H23ZM26 146V145H25ZM54 146V145H53ZM53 146L51 145L49 148H53ZM63 146V147H64ZM122 147V148H124V150L125 149H127V147ZM133 146V147H134ZM160 148L159 150L156 148ZM170 146V147H169ZM175 146V147H174ZM179 146H180V148H179ZM214 146V147H213ZM247 146H249V150H247L248 149V147ZM253 147V148H251V147ZM258 148H257V147ZM65 147V148H66ZM176 147H177V150H175L176 149ZM215 147H216V149H215ZM225 147H227V148H225ZM241 147H243V148H241ZM245 147V148H244ZM151 148V149H150ZM168 148H169V150H168ZM172 148V149H171ZM180 150H179V149ZM211 148V149H210ZM221 150H220V149ZM247 148V149H246ZM252 149V151H254V152H252L251 151V149ZM117 149H119V148H117ZM156 149H157V151H156ZM215 149V150H214ZM120 150H122L121 149V147H120ZM120 150H119V152H120ZM122 150L121 151V153H119L118 151L116 152L115 151V149H114V151L116 152V153H119V154H117V155H119V156H117L116 155V153H114L113 155L111 154V156H114L115 158L113 159L112 157H110V159L112 158L113 159V161H115V163H116V160H117V157H119V160H118V162H120L119 164H122L123 163V161H122V163H121V161H120V158H124V154L123 153H125L126 151H127V153H130V155H131V151L130 150ZM186 150V151H185ZM191 150V151H190ZM194 150V149H193ZM212 150V151H211ZM227 150V151H226ZM242 150V151H241ZM244 150V151H243ZM135 151H136V149H135ZM139 151V152H140ZM177 151L179 152V153H177ZM208 151V152H207ZM231 151H235L234 153L233 152H231ZM248 151V152H247ZM64 152V151H63ZM66 153L65 154H67V151H65ZM111 152H113V151H111ZM123 152V153H122ZM134 152V151H133ZM162 152V153H161ZM174 152H176L177 154H175ZM205 152V153H204ZM207 152V153H206ZM211 152V153H210ZM214 152V153H213ZM217 152V153H216ZM220 152V153H219ZM228 152V153H227ZM239 152V154H237ZM252 152V153H251ZM259 152V153H258ZM262 152H263V154H262ZM136 153V154H135ZM147 153V154H146ZM153 153H155V154H153ZM157 153H159V155H157ZM172 153V157H170V155L169 154H171ZM173 153H174V155H173ZM201 153V154H200ZM226 155H225V154ZM231 153V154H230ZM251 153V154H250ZM121 154V155H120ZM123 154V155H122ZM133 154H135V156L133 155H131V158H133V157H136V155H137V152H134ZM161 154V155H160ZM203 154L205 155V156H203ZM253 154H254V156H253ZM259 154V155H258ZM84 155V154H83ZM81 155V157H78V159H77V161L79 160V158H80V160H85L86 161V163H90V161H87L86 160V158H85V156L86 155ZM106 155L107 154H105L104 156L106 157ZM143 155V156H144ZM154 155V156H153ZM178 155V156H179ZM196 155V156H195ZM207 155H208V157H207ZM245 155V156H244ZM252 155V156H251ZM66 156H68L69 157V159L71 158V159H73V161L75 162L74 164L75 165H78L79 166V164H81L82 163V161H76V158H75V160H74V158H72L71 156H70V154L69 155H66ZM95 156V155H94ZM94 156H92V155H88L87 154V159H89V157H90V159L89 160H92L93 161V159H96L97 158V155H96V158H94ZM102 156L103 155H100V157H98V158H100V160L99 161H101L100 163H102V164H104L103 162V160H105L104 159V156H103V158H102ZM109 153H108V155H107V157H106V161H108L109 160ZM181 156V155H180ZM192 156H193V158H192ZM217 156V157H216ZM234 156V157H233ZM238 156V157H237ZM249 158H248V157ZM263 156V157H262ZM82 157H84L85 159H81ZM92 157V158H91ZM155 157V158H154ZM158 157V158H159ZM163 157V156H162ZM175 157V158H176ZM205 159H204V158ZM227 157H228V159L229 160H231V161H228V159H227ZM247 157V158H246ZM164 158H162V160H160V158H159V160L157 161V163H153L154 165L155 164H160V166H161V163H164ZM195 158V159H194ZM201 158V159H200ZM213 158V159H212ZM232 158V159H231ZM245 158V159H244ZM256 158V159H255ZM263 158V159H262ZM96 159V160H97ZM101 159H103V160H101ZM116 159V160H115ZM167 159V161H169L168 160V157L166 158ZM204 159V160H203ZM207 159H209V162H208V160ZM234 159V160H233ZM237 159V160H236ZM241 159V160H240ZM258 159V160H257ZM96 160H94L93 162H97L96 164H95V168H96V166L97 165H99L100 163H98V161H96ZM121 160H123V159H121ZM236 160V161H235ZM248 160V161H247ZM256 160V161H255ZM71 161V163H72V165H73V161L72 160H69V162ZM103 161V162H102ZM112 161V160H111ZM110 160L108 161L109 163L111 162ZM111 162L110 164H112L113 165V163L114 162ZM167 161H165V163H167L168 164V162ZM193 162V164H192V162ZM211 161V162H210ZM214 161V162H213ZM216 161V162H215ZM240 161H242V162H240ZM247 161V162H246ZM252 161V162H251ZM80 162V163H79ZM91 163L90 165H92L91 166V168L94 166L93 164L94 163ZM107 162V166L105 165V167L104 166H102L101 164V168L99 169V168H97V171H99V170H104L105 168H106V171L108 170V172H105V170H104V172L102 171V173L101 174H103L102 176H103V178L102 179H100L99 180V178H97L96 180H95V176H93V172L92 173H90L89 175L90 176H92V177H95V178H93L92 179V177H90L89 175V177H84V180H83V182H84V184L86 185H91V186H89L91 189H94L97 185H99V187H104L106 184H108V183H106V182H108V181H105V180H103L104 178L105 179H107V177H109V176H111V174H113L112 172L114 171V169L115 168H117L119 171H120V169L122 168V166L121 165H117L118 163H114L115 165H117V166H115V168H113L112 167V165H110L109 163ZM159 162V163H158ZM161 162V163H160ZM180 162V163H179ZM230 162V163H229ZM249 162L250 163H253V162H255V163H253V166H252V164H250L251 165V167L253 168H251V167H248V166H250L249 165ZM260 162H258V163H260ZM77 163V164H76ZM165 163L162 165V167L161 168H163V166L165 165ZM171 163V164H172ZM189 163V164H188ZM212 163V164H211ZM219 163H220V165L221 166H219ZM240 163V164H239ZM245 163V164H244ZM257 163V164H258ZM184 164H185V166L188 164V165H190L191 166V168H190V166L186 169L185 168V166H184ZM194 165V166H196L197 164L200 166H198L199 168H200V170L201 171H203L202 169L203 168H205L204 169V174H202V172L200 173L199 171L200 170H198V171H195L194 170V168L192 167V165ZM208 164V165H207ZM227 164V165H226ZM229 164V165H228ZM247 164V165H246ZM264 164V163H263ZM262 164V166H261V164H258V165H260V166H256L255 168H257V169H259V167H260V169H261V171L262 172H264L263 171V165ZM208 166V168H207V166ZM234 165H237V166H234ZM242 165H243V167H242ZM245 165V166H244ZM109 166H111L110 167V169H111V171H109ZM157 166V165H156ZM174 166V165H173ZM203 166V167H202ZM215 166V167H214ZM248 168H251V170L250 169H248ZM99 167V166H98ZM102 167H104V169L102 168ZM121 167V168H120ZM201 167H202V169H201ZM212 167V168H211ZM218 167H221V169L222 168H224L223 170H228V176L226 175V176H223L225 173H222L223 172V170H222V172L220 171V168H218ZM94 167L92 168V170L91 171H94V169H95ZM113 168V169H112ZM158 168H159V165H158ZM190 168V169H189ZM196 168H197V166H196ZM199 168H197V169H199ZM210 168V169H209ZM238 168V169H237ZM243 168H246V170H244ZM237 169V170H236ZM248 169V170H247ZM118 170L116 171V169H115V171H114V173H116V172H118ZM207 170V171H206ZM242 170V171H241ZM251 171V173H248V171ZM252 170H254L253 171V173H252ZM90 171V172H91ZM156 171H157V167H156ZM193 171H195V173H197V174H200V178H201V176H203L204 175V177L202 178V180L198 177V179L196 180V178L197 177H193V176H197V174H195ZM219 173H217V172ZM224 171V172H225ZM234 171V172H233ZM236 171H238V173L236 172ZM247 171V172H246ZM258 171V172H257ZM111 172V173H110ZM176 172V173H175ZM184 172V173H183ZM193 172V173H192ZM229 172L233 175V176H230L231 177V179L230 178H228L229 177ZM245 172V173H244ZM105 173H107V174H105ZM183 173V174H182ZM222 173V174H221ZM242 173V174H241ZM244 173V174H243ZM247 173V174H246ZM92 174V175H91ZM184 174H186L185 176H186V178L187 177H189V179H190V181H189V179H188V181L187 182H185V180H187L186 178H184L185 176H183ZM193 174H195V175H193ZM202 174V175H201ZM209 176H208V175ZM214 174V175H213ZM226 174H227V172H226ZM248 175H250V174H253V175H251V176H249V178H247V176ZM264 174V173H263ZM2 174L0 173V178H3L5 175H2ZM109 175V176H108ZM244 175V177H245V179H248V180H244V179H242L243 176ZM262 175V176H261ZM105 176V177H104ZM253 176V177H252ZM258 176L260 177V178H262L261 179V181L259 180L260 178H258ZM173 177H174V175H173ZM177 177V178H176ZM195 178L194 180L195 181H193L192 179L193 178ZM258 179H257V178ZM5 178V177H4ZM2 179L3 181H5L4 183L6 184V185H4V187H6L5 189H1V191H0V201H4L3 200V197L5 196V197H7V198H9L8 199V201L9 202H11V201H13V198H11V201H10V196L12 197L13 196V193L11 194V192H8L7 190H11L12 191V187H9L10 185V183L7 185V183H8V181L6 180V179ZM83 178V177H82ZM111 178V177H110ZM178 178H180V181H181V183H179L178 184V182H180L179 181V179ZM205 178V179H204ZM209 178V179H208ZM224 178V179H223ZM89 179V180H88ZM175 179H176V181H175ZM185 179V180H184ZM201 181H200V180ZM253 179H255V181H252L253 183L255 182V186H261L260 188H259V190H258V188H256V187H254L253 186V183L250 181V180H253ZM256 179H257V181H256ZM2 180H0V183L2 182ZM100 182H99V181ZM107 180H109V179H107ZM182 180H184V183H182ZM193 182H192V181ZM199 180V181H198ZM259 180V181H258ZM81 181H82V179H81ZM85 181H86V183H85ZM94 181V182H93ZM102 181V182H101ZM105 181V182H104ZM178 181V182H177ZM198 181V182H197ZM231 181V182H230ZM235 181H237L236 183H235ZM88 182V183H87ZM105 184H104V183ZM192 182V183H191ZM194 182H197V183H194ZM224 182V183H223ZM233 182H234V184H233ZM251 182V183H250ZM259 182V183H258ZM264 182V181H263ZM3 183V182H2ZM1 183V184H2ZM94 183H96V184H94ZM205 183V184H204ZM230 183V184H229ZM237 183H239V184H237ZM243 183V184H242ZM250 183V184H249ZM256 183H257V185H256ZM100 184L102 185V186H100ZM103 184H104V186H103ZM174 185H176L175 183H173ZM183 186H182V185ZM193 184V186L192 187H190L191 185ZM195 184H197V185H195ZM199 184V185H198ZM229 184V185H228ZM233 184V185H232ZM2 185V186H3ZM86 185V186H87ZM93 185H96V186H93ZM186 185V186H185ZM236 185V186H235ZM1 185H0V187H2ZM87 186V187H88ZM107 186V185H106ZM224 186V187H223ZM98 187V186H97ZM96 187V188H97ZM190 187V188H189ZM196 187H197V189H199V190H197L196 189ZM200 187V188H199ZM239 187H241V188H239ZM218 188V189H217ZM238 188V189H237ZM243 188H245V189H243ZM203 190V192L201 191V190ZM252 189V190H251ZM185 190V191H184ZM187 190H189V191H187ZM250 190V191H249ZM254 190V191H253ZM255 190H256V192H255ZM3 191H4V193H5V191L6 192H8L9 194H10V196H8L6 193H5V195L3 196ZM1 192H2V194H1ZM13 192V191H12ZM235 192V193H234ZM243 192V193H242ZM248 192V193H247ZM255 192V193H254ZM207 193V194H206ZM236 194H238V195H236ZM7 195V196H6ZM207 195V196H206ZM250 198H252L251 200H250ZM262 198V199H261ZM2 199V200H1ZM5 199V198H4ZM241 199V200H240ZM243 199H244V202H243ZM234 200V201H233ZM253 200V201H252ZM260 200V201H259ZM262 200V201H261ZM5 201H7V199L5 200ZM4 201V203H2L3 205H2V207H6V202ZM7 201V202H8ZM235 201H236V203H235ZM247 201V202H246ZM255 201V202H254ZM239 202V203H238ZM242 202H243V204H242ZM252 202H254L255 204L256 203H258V204H254L253 203V205H252ZM259 202H261V203H259ZM263 203V204H262ZM242 204V205H241ZM247 204V205H246ZM248 204H250V205H248ZM0 205H1V202H0ZM8 205H9V203H8ZM241 205V206H240ZM246 205V206H245ZM257 205H259L258 207H257ZM248 206V207H247ZM249 206H252L251 208L249 207ZM262 207V210L260 209L261 207ZM1 206H0V208H2ZM247 207V208H246ZM249 208V209H248ZM255 208V209H254ZM257 208L258 209H260V210H257ZM3 209V210H2ZM2 209H0V212L1 213H3L2 211H4L5 210V208H2ZM151 208H149V210H150ZM232 210V211H231ZM236 210V211H235ZM246 210H248V212H246ZM233 212V213H232ZM255 212H256V214H255ZM0 213V214H1ZM251 214V215H250ZM235 215V216H234ZM250 215V216H249ZM264 215V214H263ZM241 216V217H240ZM246 217V219H245V217ZM237 217V219H235ZM235 221H233V220ZM245 219V220H244ZM252 219V220H251ZM237 220V221H236ZM242 220V222H240ZM240 222V223H239ZM253 223V224H252ZM244 225L243 226H245V228H247L246 227V225H245V223H243ZM247 224V223H246ZM240 225H239V228H240ZM255 228H254V227ZM244 227L242 228V230H240V232L239 233H242L241 231H243V229H245ZM249 228H247V230L249 229ZM31 230H33V229H31ZM234 229H233V232L234 233H236V234H229V233H226V236L224 235L223 237H222V239H221V241L222 242H220V247L222 248L223 247V249H221L220 247V250H221V254H219L218 256H219V259H218V262H220L221 264H239L240 263V261H238L237 260V257H234V256H236L238 253H239V246L236 244L237 242H238V238L240 239H244V235L242 234H240V235H238L239 233L238 232H236ZM255 230V231H254ZM251 231V232H250ZM32 232H34V231H30V233L31 234H29L28 235V240H30L31 239V241H29V243H33L32 242V240L33 241H35L34 239H33V237L35 238V237H40V231H36L37 233H39V234H37V233H35L37 236H31V235H34V233L32 234ZM247 232V233H248ZM256 232V233H255ZM259 232V233H258ZM229 234V235H228ZM255 234V235H254ZM39 235V236H38ZM235 235V236H234ZM31 236V238L29 239V237ZM236 236L238 237V238H236ZM240 236V237H239ZM242 236H243V238H242ZM226 237L229 239H227L226 240ZM224 238V239H223ZM232 238V239H231ZM254 238V239H253ZM39 239V238H38ZM236 239H237V241H236ZM246 239V238H245ZM27 240V241H28ZM232 240V241H231ZM228 241V242H227ZM245 241V240H244ZM247 241H248V239H247ZM246 241V242H247ZM256 241V242H255ZM224 242V243H223ZM230 242V243H229ZM257 242H258V244H257ZM260 243V244H259ZM235 244V245H234ZM227 245H228V247H227ZM233 245V246H232ZM254 245V246H253ZM255 245L257 246V248L255 247ZM230 246V247H229ZM253 246V247H252ZM227 247V248H226ZM236 247H238V249L236 248ZM252 247V248H251ZM255 247V248H254ZM225 248H226V250H225ZM237 249V250H236ZM255 249V250H254ZM219 250V251H220ZM230 250H231V253H230ZM237 252H236V251ZM225 252H226V254H225ZM228 252H229V254L230 255H227L228 254ZM235 252H236V255H235ZM227 255V256H226ZM239 255V254H238ZM261 255V256H260ZM264 255V254H263ZM258 256H260V257H258ZM230 257V258H229ZM253 257V256H252ZM254 257L252 258L253 260H252V264H255V262H256V264H258V261H260V260H258V261H256V259H254ZM222 258V259H221ZM225 260H224V259ZM240 260V259H239ZM237 261V262H236ZM255 261V262H254ZM261 261L259 262V264L261 263ZM225 262V263H224ZM220 263H218V264H220ZM262 263H264V261L262 262ZM241 264H243L242 262H241Z\"/></svg>",
	"mask_w": 264,
	"mask_h": 264
}]
</instances>
